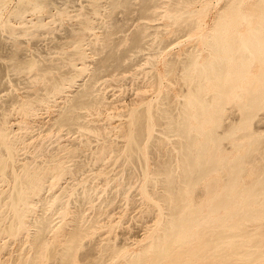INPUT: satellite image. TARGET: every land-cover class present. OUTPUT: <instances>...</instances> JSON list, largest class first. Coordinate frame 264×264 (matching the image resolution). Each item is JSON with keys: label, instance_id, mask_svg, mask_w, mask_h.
I'll list each match as a JSON object with an SVG mask.
<instances>
[{"label": "bare ground", "instance_id": "bare-ground-1", "mask_svg": "<svg viewBox=\"0 0 264 264\" xmlns=\"http://www.w3.org/2000/svg\"><path fill=\"white\" fill-rule=\"evenodd\" d=\"M8 1H10V0H8ZM19 1H20L19 3L21 5H23V7L26 5L25 3H27L28 5L31 4V3H32V5L33 4H38L39 5V4L45 2V0H19ZM89 1H91V0H89ZM177 1L181 2L182 4H184V2H186L187 0H177ZM50 2L54 3L55 1L51 0ZM103 2H104V0H103ZM109 2H110V5H111V9L112 8H116L119 5H122L124 7L129 8L130 5H131V0H110ZM256 2H257V5L260 6V4H259L260 1L259 0L258 1L255 0V3ZM49 3H48V0H47V3L45 4V6L47 4H49ZM53 3H52V5L55 6L56 4H53ZM105 3L106 2H104V4ZM155 3H156L155 0H141L140 1V8H139L140 12L143 13V14L152 15V12H151L150 9ZM263 3L264 2H262V5H264ZM233 4H235V3H233ZM233 4H232V7H233L232 9H234V7L237 8L235 5L233 6ZM5 5L7 6V0H0V11L4 7L6 8ZM205 5H207V4H205ZM229 5H231V3H229ZM229 5H227V6H229ZM238 5L240 6V4H238ZM39 6L41 7V5H39ZM45 6H44V8H46ZM48 6H49L48 9L51 10L50 9V8H52V7H50L51 3ZM102 6H104V5H102ZM225 6L226 5L224 4L222 9L225 8ZM239 6H238V8H239ZM258 6H257V8H258ZM261 6L259 7L260 8L259 9L260 12L258 11L259 13H257V11H256L257 8H256V6H254V9L256 8L255 10L253 9L255 11V15L258 14V16L254 17V18H251L252 16L251 17L249 16L251 12L248 15V13L244 12V9H243V12L246 13V14L241 12V14H236L234 17L231 16L230 18H228V15H227L226 18H228V19H225V17H221L220 18V16L223 15L222 13H221L222 15L219 14L220 16L217 15V17L220 18L221 20L219 19L220 20L219 21L218 18H217L216 19L217 21L215 23V25L217 24L216 25L217 27L214 25L215 28L213 26L212 27L214 29L211 28V32L213 30H216L215 32H217V33H213V34H216V36H214L212 34L213 36L210 37L211 35H210V32H209L207 39H209V37H210V40H207L208 42H206L207 45H208V49H209L208 53L210 52V55H211L210 59L207 60V58L209 56H207V57L204 56L205 57V61L202 60L203 62H199L198 61L199 57L197 56L198 53L196 54V51H191V49H190V51L188 50L189 52H186L187 54H185L186 56L184 55L185 56L184 58L183 57H179V56H178V60H175V58L173 59V57L171 58V60L173 59V61H171L172 66L169 69V72L166 71L168 65L166 67L164 65L163 68L165 69L164 71H166L165 74H167V73L170 74L172 71H175L176 69L180 68V70L178 69L179 70V74L181 72L180 78L183 77L181 80L185 79L186 80L185 83H187V85H189V88L187 86L188 89H187V91L185 93L183 91H185L186 88H185V90H183L184 88H183V86H181L180 87L182 89V91H181V89H179L178 86H177V89L180 92L177 91V93H175V94H177L176 96H178V94L183 92V94L181 93L182 97H184L183 96L184 94H185V97H186L185 100H184V98L182 99L183 100L182 102L180 100V98H182V97H179L178 100H180L179 102H181L180 104L178 103L179 105L175 104L176 102L175 103L173 102L174 98H172L171 95H170L172 93V91L171 90H167V91L164 90L165 93L162 91V93H164V94H163V96H162V98L160 100V104L158 103L159 105H158V107H156V109H154V108L152 109V107H151L152 106L151 103L153 102V100L150 101L151 103L148 102V103H150V105L147 104V106L140 105L142 107H138L139 104L136 105V106H129V107H131V109L129 108L130 112L128 111L129 113H127V111L125 110L126 111L125 113L128 114V118L126 117L127 118L126 120L124 119V121L122 123L117 125V127H121L120 129L119 128L116 129L117 128V127H115L116 124H113L112 123L113 121L111 122V120H110V123H112L114 128L112 127V125H110V127H112L113 130L116 129L117 131L119 130L118 132H120V133L117 132L116 136L119 137L118 134H120V135L123 136V139L125 138L124 140L123 139L120 140V141L123 140V144L121 142H119V141H116V142H119L120 144H122L121 151H120L122 156L127 157V159H132V160H135V161L138 160L139 161L138 163L140 164L142 162L140 157L145 155V151H144L145 148H146V150H148L147 148L153 147L154 149H156V153H158V155L156 157L155 164H154L155 168L153 167L154 170L151 169L154 161L150 158L153 161V163H152V165H150L151 167L149 166V169H151L153 171V172L151 171V173H153V175L151 176L150 175L151 173H149V175H148V172H146V170L148 171L147 165L144 166V167H147V169L143 171L144 168L141 167V164H140L141 169L143 168L142 172H140V173L144 172L143 174L146 177L144 178V180H145L144 183H143V181L142 182L139 181L137 183H140V182L143 183V185L142 184L140 185V187L142 186L141 187L142 188L141 191H143L141 193L148 194L150 196V197H147L148 201L153 199V202L155 201V203H153V204L156 205V206L155 205L154 206L157 207V209H160L161 212L162 211H166V209H167V211L164 213L167 216V218L165 217V220H164L163 214H161L163 218H161L160 217L161 215L159 214L160 218L156 216L158 218V220H156L157 218L153 214V216L156 218L155 220L157 221V225H155L153 227H157V230L154 228L156 231H155V233H152V235L150 236V239H149L150 242H148L149 240H147L148 243H146L145 241H146L147 238H149V236L148 237L146 236L147 238L145 240H143L146 244L143 242L145 244L143 246V244L141 243V245H142L141 247L142 248H139L141 250H139V251L137 250V252L134 249H133V251L132 250L131 251L130 250L127 251V249L123 250L122 246L123 245L125 246L126 245L125 243L123 245H120L121 246L120 247V246H118L119 243H117L116 240H113V242H112L111 241L112 239L109 236L106 235V233L109 230H113L116 226L115 227L112 226V228L114 227L113 229L108 228V231H106L107 230L106 229L105 230L106 233L103 230V233L106 235L105 237L106 238L109 237V238L105 239L104 236H103L104 234H103L102 236H103V239H105V241L100 238L101 241H103V242H101V243L99 242L98 248H97V245L96 246H92L91 245L94 248L96 247V249H98V250H99V247H100L103 251H105V252L108 251L107 253H105V252L102 253V251H97L96 250L97 253L99 252V254L96 255L97 253L95 252L96 253L95 254L96 258L92 259V257H94L93 256L94 253L91 251L92 248H89L88 251L85 250V252H83V253L78 250V249H80L81 246L85 245L86 241H87L86 243H88V239H89L88 235H91V236L94 235V234H91V233H93V229H96V227H97V229H99L101 227V225H105V221L104 222L101 221L104 224H100V226L97 225V224H99L98 222L102 219V217H100V216H103V215H100L101 211L99 212V210H102V206L100 207L101 209L99 208V210H97L98 211L97 213H100V214H98L99 215L98 217H96V215H95V217H92V215L90 214L91 217L89 216V219H87V217H86L87 215H85L87 213V211L90 209L88 207L89 204H90V206H92L91 204H92L93 201L90 199V195L92 194L94 196V194L89 192V190L91 189V191H95L94 190L95 188L99 189L98 186L100 185V183L98 184V182H99L98 179H94V181L97 180L96 184L98 186L95 185L94 181H92V183L94 182V184H91V187H89L90 189L86 190V188L89 186L90 182L88 181L89 182L88 183L86 181L87 183L83 184V182L85 180L84 179V180H81L83 182H81V183L78 182L79 185L77 187L79 188V187H81L83 185L87 186V184H88V186L87 187L85 186V188H83L84 186L81 187L84 190H80V194L79 193L77 194L75 192L76 190L74 191L76 194H74V193L72 194L70 192L73 196L76 195V196H74V199L72 201L77 199L76 202L80 201V204H77L78 206L75 204L77 208L74 209V206H75L74 202L75 201L71 203L72 205H74L72 209H74V211L76 210L75 212H71L72 209H70V212L75 215V218H73V219L76 221L75 222L76 224L73 223L74 226H71V225H73V224H71L72 223L71 220L74 221L71 218L72 215L69 218V219H71L70 220V222H71L70 224L71 225H69V223H67V222H69V219H68V221L64 219L65 222H62V223L57 221V222L60 223V224L58 223L59 225L57 227H60V229L63 230V231L61 230L62 233L64 234L62 236V233L58 232L59 234L61 233V237H60L59 240L61 241L62 244H59L60 246L55 247L57 245H56V243H54L55 246L52 247V244H49L46 235H47L48 232H50V231L54 232L56 230V229L53 230L54 229V225H55V223H54L55 221L52 222V220H54V218L56 220H58V218L55 217L56 214H55L54 218L51 220V216L54 213L52 211L53 207H54V209L58 210V213L60 214V216H61V214H64V216H65V211L66 210H64V208H65V205L67 206L65 201H67V199H66V197H68L67 193L70 191L68 189H70L69 187H71V188L73 187L72 190L74 188H77L76 185H73V184L70 186L71 182H73L72 180H74L73 178L75 177L74 176L75 173L72 171V165L74 163H69V162H74V161H69V160H71V158H73L72 157L73 154L76 155L78 150L79 151H80V149L82 150V146L84 148L86 146V144H88L87 142H89L90 140H94L93 142L95 143V139L97 140L99 138H102L104 135L107 134V131H108V130H106L107 123H104V125H106V126L102 125V128L106 127L103 130V131L106 132V134L104 133L103 136H101L99 138L96 137L95 139H90V138H92L91 136H93L94 134L95 135L98 134L96 132L94 133L93 131L92 132L94 134H92L90 132L92 129L91 130L88 129L89 131L88 130L84 131V129L87 128V127H84L87 124L86 123L87 120L83 121L82 118L84 117L83 113H86V112L85 111L82 112V110L80 111V109L81 108H91V107L94 108L93 106L95 105V103L97 105V103L102 102V99L99 96H97V95L94 98L91 97V94H92L91 82L93 84L94 80L96 81L97 79H104L102 77H106V79H107L108 78L107 76H110V75H111L110 79H111V81H113L112 80V76H113V78H115L117 76V74H120V73H121L120 74L121 76L116 77V79H114V80H117V78L120 80L123 77V75H122V74H124L123 71L130 64H131L130 66L132 67V62H133V61L131 62V60L127 62L125 60V58L130 56V53H129L130 51L138 50V49H140L142 47L144 39H145V36L149 32V31L147 32V30H146V28L148 27L147 22L142 23L141 27L138 30H136L134 32L132 31L133 33L130 32V34L132 33L131 36H129L130 39H131V42L129 44L130 46H128L127 48L125 47L123 50H121V49L118 50L117 48L115 49L114 46H112V47L110 46V47H107L108 49L106 48V51L104 50V52L102 54H100V56L98 55V58L96 57V59H95L96 60L95 61V68L93 70H91L92 71V76H91V80L89 79V81H90L89 83L85 82V83H81V86L78 85V87H80V88L74 89V91L75 90L76 91L73 92V94H72V92L69 91L70 88H69V90H66V91H69L72 94L70 100H68V98H67L68 102L64 103L63 106L60 109H58L59 112L53 118L54 120L51 119V117L54 116L53 115V116L50 117V119L48 118V120H46V121L50 122L51 120H53L51 122V125L50 124L47 125V129H48V126L50 125L52 127L53 126L57 127L60 131L64 130L65 133L63 132V134L64 135L66 134V136H68L70 140H69V142H67L68 141L67 137L66 138L64 137L63 140L67 139V141H66L67 143L66 142L62 143L63 142L62 141L61 144H59V146H58L57 150L55 151V153L52 150V152L54 154L51 155L52 152L51 153L49 152L50 153L49 155H51V156H48V154L46 155L44 153L45 150H44V152L42 151L41 148H43V147L41 145L40 146L41 153L43 152L44 156L50 157L49 159L46 158V162L44 161V159L43 160L41 159L42 162L40 160L39 162H41V163L40 164H36L37 162L35 160H37V158L34 156L35 155V149L37 148L38 144L40 145V144H42L44 142V139L48 136V133L50 132V129H52V127H51V128L48 129L49 130L48 131L46 128H44V129L42 128L43 125H44L43 121L45 119H43V121H41V124H43V125L40 126L41 128H39V129L40 130L41 129L44 130L45 133H47V131H48L47 135H45L46 137L44 138L43 135H42L43 138L41 137L40 139H43V140H40L42 142L40 143V141H39V143H38L37 140L39 138L37 139V136H36L35 138L37 140L35 139V141L37 142L36 143L37 146L35 145L36 148H33L34 150H32L34 152V155L32 154L33 153L32 151H31V153L28 151L29 152V156H30V154H32L34 156V159L36 158L34 160L36 163H34L32 161L33 160V156L30 157V159L32 158V160L28 159L30 162L26 158V159H23V160H27V161L21 160L22 163H19V161H20L19 159L22 158V157L20 156L21 154L18 155L17 153H20V152H18V150L20 149L19 147L24 149L23 148L24 147V142H26V141H21V139L26 134V131L27 132L29 130L32 131L33 126H32V123H28V126H30V125L32 126V128L30 129L29 127H27V124H25L22 121L24 123V125L26 126V128H28V130L26 129V131H24L25 134L24 135L22 134L21 135L22 137H19L17 135V133L20 130H22V128H18L20 130H16L17 131V133H16L13 130L14 129L13 125H15V124L12 125L13 122L9 121V123L12 126H8L7 122H8L9 119L7 120L5 118V116H4L2 121L0 120V260H1L0 264L1 263L2 264H110V263H112L115 260H117L118 264H162L163 260L166 259L167 257H171L173 259V264H190V262L192 260L205 261V263L209 262L211 260L212 264H229V263H232V262H240V263L244 262V264H258V263H261V260L264 259V237L262 236V234H264V230H263L264 229V221L262 220L264 218V130L263 131L253 130V128H251L250 125L255 120H257V121L260 120L259 113L262 114L261 112H259V110L264 105V97H263L264 96L263 95L264 94V67L262 69L258 68V69H260V72L259 73L256 72L258 74H256L257 76L255 75L256 76L255 79H253L254 77L253 78H249L248 77L251 80L248 84L244 80V84H247L246 87L244 86V88L241 89L242 84L240 86V82H242L243 78H246V73H251L249 71V66L251 65V62L254 60L253 58L255 56H258L259 57L258 58L259 61L260 60L262 61V59L264 60V58H262V57H264L263 56L264 52L262 51L264 49L263 48L261 49V44L264 42V6L262 8H261ZM22 8H21V12L20 11L16 12V15H17L18 12L22 13V15H23L24 11H25V13L28 11V8H26V6H25V8L27 10H22ZM92 8H95V7H92ZM97 8H99V6ZM16 9H18V8H16ZM31 9H32V7H31ZM38 9H39V7H38ZM42 9H43V7H42ZM64 9H66V8H64ZM64 9L61 8L60 10L62 12H64L63 11ZM205 9H206V7H205ZM18 10H20V9H18ZM60 10H58V11H60ZM191 11H193V10H191ZM191 11L189 9H187V8L185 9V8L174 7V8H171L169 13H168V16H169L168 18H170V20L171 19H174V20L179 19L178 18L179 13H182L181 15L183 16V19L181 21L179 20L178 22H176L177 23V29H175L180 34L184 33V32H187V31H189L191 29H194L196 27H199V22L192 16ZM220 11H219V13H220ZM39 12H40V10H39ZM234 12H236V10H233V11L231 10L232 14H235ZM237 12L240 13L239 11H237ZM14 13H15V10H14V12L12 14L10 13L11 16ZM25 13H24V15H25ZM225 14H226V12H225ZM16 15L14 14L13 16L17 17ZM181 15H180V17H181ZM252 15H254V14H252ZM8 17H7V19H8ZM5 18H3L4 21L7 20ZM84 18H85V16H84ZM112 19H110V20H112ZM98 20H100V19H98ZM226 20H227V22L230 23L229 25L233 26V30L232 31L229 30V32L231 31L230 34L227 32V30H226L227 28L223 29V27H227ZM22 21H24V20H22ZM242 21H245V24L247 22L248 25H249L248 29H247V27L245 29V30L248 31L247 36L243 35L244 32L242 34L239 33L241 31L238 32L237 28L239 27V25L242 24L241 23ZM25 22L27 23V21H25ZM83 22L86 23V25H84V27H79L80 24L77 25L79 27V29L81 28V30H82V28H83L81 33L78 32V34H80V36H78V34H77V37H78L77 41L78 40L81 41L83 39V37H84L83 34L85 35L86 33L89 32V31L87 32V30L93 29L94 24H95L96 21L94 22L93 19L87 18ZM218 22H219V24H218ZM4 23L5 22H3V24ZM176 23L174 21V23H172V24L174 25ZM98 24H99V22H98ZM26 25H25V27H28L29 24L27 26ZM74 25H76V24H74ZM74 25H73V27H74ZM15 26L16 25H14V27ZM18 26H21V25H18ZM81 26H83V23H81ZM106 26H108V24H106ZM126 26H128V25H126ZM155 26H157V25H155ZM11 27H12V24H11ZM38 27H41V25H39ZM48 27H50V26L48 25ZM78 27L75 26V28H77V29H78ZM42 28H45V27H42ZM53 28H50V30H53ZM96 28H98V27L96 26ZM45 29H44V31H45ZM67 29H69V28H67ZM71 29L72 28H70L69 30H71ZM39 30H40V28H39ZM47 30H49V28ZM121 30H123V29H121ZM175 30H174V32H175ZM19 31L21 32L22 30H19ZM31 31L32 30H30V32ZM53 31H55V30H53ZM68 31L66 30L67 33H68ZM150 31H152V30H150ZM70 32L71 31H69L68 34H70ZM202 32L203 31H201L200 36L203 35ZM227 33H228V35H227ZM156 34H158V33H156ZM12 35L16 38V40H17V37L18 38L20 37L18 35H14V34H12ZM71 35H70V37L67 36V35H64V37H66L67 39L69 37V41H70L71 40L70 39ZM86 35L88 36V34H86ZM173 35H174V33H173ZM72 36H74V35H72ZM159 37H160V34H159L158 38ZM205 37H203V38L200 37V39L202 38L203 41L205 42ZM4 38H5V36H4ZM66 38H64V41H65ZM74 38H76V36H74ZM74 38L72 40H75ZM197 38H199V37L197 36ZM11 39H13V38H11ZM95 39L97 40V38H94V40ZM161 39H162V41H164V38L161 37ZM174 39H175V37H174ZM202 39H201V42H203ZM3 40L0 39V42H3ZM58 40L55 42V44L58 43V45H59L60 43L62 44V42L64 43V41L60 40L58 42ZM19 41H16L17 43L15 42L16 43L15 47L17 46L18 49H19V47H21V44H20ZM22 41L23 40H21V42ZM100 41L102 42V40H100ZM159 41H160V38H159ZM159 41H157V44H158ZM199 41L200 40H198V44H199ZM159 43L160 44H164V43H161V42H159ZM55 44H54V46H55ZM61 44H60V46H61ZM75 44L77 45V43H75ZM83 44L82 43L78 44V46L74 50H72L71 53H75L76 57H73V58L72 57H68V55L69 54L71 55V53L64 51V53L65 52L69 53V54L66 55L67 57H65L64 60L66 59V62L68 63V66H70V70L72 71L70 73L71 75L70 74H68V75L67 74L66 75L65 74H60L59 76H49L48 75L46 77V80H47V84L46 85H47V87L45 88V89H47L48 93H52L53 94V93H56V92H59V91L63 90V88L65 86H67V84H70V83L75 81V77L80 75L78 73H81L85 69H87L88 65L87 66L85 65L86 64L85 60L87 58V55L89 54V53L86 54V52L89 49L86 51V47L87 46L84 47ZM201 44H200V46L199 45L198 46L202 47ZM111 45H113V44H111ZM159 45H158V47H159ZM198 46H197V48H198ZM1 47H2V45L0 46V48ZM15 47H14V49H15ZM23 47H26V46L23 45ZM117 47H118V45H117ZM192 47H194V46H192ZM33 48H32V51H33V54H35L34 51L36 50V48H35V50ZM52 48H53V46H52ZM186 48H188V46ZM206 48H205V50H206ZM148 49H150V48H148ZM148 49H145V50H148ZM152 49L153 48H151V51H154ZM29 50L30 49H28L27 53L29 52ZM41 50H43V49H41ZM64 50H66V49L64 48ZM184 50H187V49H184ZM38 51H40V50L38 49ZM141 51L142 50H140V52ZM148 51H150V50H148ZM155 51H157V49H155ZM17 52H15V54ZM261 52H263V53H261ZM19 53H21V52H19ZM27 53H26V55H27ZM38 53L39 52H37L35 55L37 56ZM59 53L60 52H58L57 54H59ZM137 53L131 54V55H133V57L136 58L134 55H136ZM148 53H150V52H148ZM30 54H31V51H30ZM30 54L28 53V55H30ZM57 54H56V56H57ZM65 54H64V56H65ZM151 54H150V56H151ZM26 55H25V57H26ZM23 56H21V58ZM58 56H60V55H58ZM61 56H63V55H61ZM25 57H23L22 59H20V57H19V58H17V61L14 58V60H15L14 62L15 63L12 61V65L16 66V67H22V68H32L34 66L35 62H36L35 59L37 57H39V56H37L35 59L33 57H27V58H25ZM89 57H91V55ZM133 57L131 56V59ZM139 57H142V56L139 55ZM260 57H261V59H260ZM2 58L0 59L1 62H2ZM155 58H156V56H155ZM179 58H183V59L179 60ZM87 59H89V58H87ZM4 60H6V59H3V61ZM11 60H13V58H11L10 61ZM37 60H39V59H37ZM47 60H48V58H47ZM58 60H61V59H57L55 62H57ZM91 60H92V58H91ZM143 60H145V59H143ZM50 61H51L50 63L54 62V60H51V59H50ZM134 61H138V60L134 59ZM129 62H131V63L128 65ZM138 62L140 63L141 61H138ZM5 64H7V63H5ZM9 64H10V62H9ZM9 64L6 65L7 69L5 68L6 69L5 71H7V73H8V69L15 68V67L9 68ZM41 64H42V62H41ZM140 64H142V63H140ZM145 64L147 65V62ZM150 64H152V62ZM2 65L3 64L1 63V66ZM40 65H37V66H40ZM142 65H144V63ZM137 66L139 67L140 65H137ZM44 67L45 66H43V67L40 66L38 68V69H40L39 71L36 69L38 74L43 69H44V71L46 70ZM65 67H64V69H66ZM138 67H137V69L140 68L139 69V71H140V70H144V68L146 66H143V69H141L142 66L139 67V68ZM258 67H260V66H258ZM128 68H127V70L130 73L132 71V68H131L130 71H129ZM3 70H4V68H3ZM127 70H125L126 71L125 74L128 76ZM31 71H28V73L26 72L27 75L33 73V71L32 72ZM139 71L137 70V73ZM247 71H249V72H247ZM133 72H136V69ZM133 72H132V75L134 76L135 74H133ZM154 72H156V71H154ZM154 72H153V74H154ZM1 73H3V72H1ZM62 73H63V71H62ZM174 73L175 72H173V74ZM177 73H176V75H177ZM17 74H20V77H21V73H16V75ZM53 74H55V73H53ZM83 74L84 73H82L81 75H83ZM89 74H91V73L89 72ZM125 74H124V76H125ZM252 74H253V72H252ZM1 75H0V78H2ZM7 75H8V78H10L9 73ZM22 75H23V72H22ZM27 75L25 74L21 78H23V77H25ZM114 75H116V76L114 77ZM129 75H131V74H129ZM158 75L160 76V73ZM13 76H14V74H13ZM84 76H86V75H84ZM131 76H129V78ZM152 76H154V75H152ZM168 76L172 78L174 75L173 76L172 75L171 76L168 75ZM253 76H254V74H253ZM3 77H6V74H5V76L3 75ZM124 78H128V77H123L120 81H122V82H123V80L125 81L126 79H124ZM155 78H157L156 75H155ZM155 78L152 77L151 81H153V82L157 81L159 84L162 83L161 81L159 82V80H161V78L158 77L159 79L157 78L158 80L154 81ZM176 78H179V77H176ZM106 79H105V81H106ZM5 80L7 81L9 79L6 78ZM107 80L110 81L109 78ZM205 80H208V84L210 83V81L212 82L211 84L213 85V89H212V92L209 91L210 93L207 90L208 87H206V86L208 84L207 85L205 84V82H207ZM43 81L44 80H42V81L40 80V83L43 82ZM80 81L83 82V79L82 80L80 79ZM1 82H3V81H1ZM12 82H13V80H12ZM117 82H119V81L117 80ZM125 82L127 83V81H125ZM125 82H123V83H125ZM179 82H180V80H179ZM179 82H178V84H180ZM40 83H38V84H40ZM112 83L110 82V84H112ZM170 83H172V82H170ZM182 83H184V81H182ZM185 83L181 84V85H185L186 86ZM115 85H117V83ZM155 85H158V84H155ZM167 86L168 85L166 84V87ZM74 87H75V85H74ZM74 87H71V88L73 89ZM156 87H158V86H156ZM209 87H212V86H209ZM160 88L161 87H159V89ZM45 89L43 90L44 93L46 91ZM168 91H171V93H169ZM29 92H30V90H29ZM61 92L64 93L63 91H61ZM61 92H59L57 96L60 97L59 94ZM99 92L97 94H99ZM160 92H161V90H160ZM173 92H175V91H173ZM30 93L29 94L27 93V95H28V97L32 98V96H29V95L32 94V93L31 94ZM65 93H67V92H65ZM16 94H18V93H16ZM94 94H96V93H94ZM101 94H102V92H101ZM34 95H35V93H34ZM44 95L45 94H43V96ZM142 95H140V96H142ZM154 95H155V92H154ZM161 95H159V96H161ZM232 95H233V97L236 96L237 98L239 97L241 99V100L238 99V100L241 101L240 103L238 102V103L234 104L235 106L238 105V107L241 109L240 110L241 114L238 113V114H240V115H238L237 112L234 113L235 112L234 110L231 112L230 108H229V111L231 112V115H229V116L231 117L232 113H233V114L236 115V117H237V115L240 116L239 117L240 120L236 121V122H235V120H234V122H231V120L229 122L228 121L226 122L225 121V118L227 116L226 108L229 107V106H226V103L228 101V98H230V96H232ZM143 96H145V100H146V95H143ZM176 96H174L175 99H176ZM36 97H38V96H36ZM61 97H63V99H64V96H61ZM158 97H156V99ZM11 98H10V100H11ZM20 98H21V96H20ZM22 98H23V101H24L25 95ZM30 98H28L26 103L29 101ZM42 98L43 97L38 98V103L41 102L44 99V98L43 99ZM147 98H149V97H147ZM14 99H15V97H14ZM34 99L37 100V98H34ZM34 99H33V101H34ZM135 99H139V98L135 97ZM143 99H144V97H141L138 100V102L141 101V100L144 101ZM153 99H154V102H155L156 99L155 98H153ZM159 99L156 100V102H155L156 104H157ZM106 100H107V98H106ZM149 100H151V99H149ZM232 100H233V98H232ZM30 101H31V99H30ZM51 101H53V100H51ZM107 101H106V103H107ZM6 102H9V99ZM29 102H28V104H29ZM48 102H49V100H48ZM235 102H237V101H235ZM108 103L111 104V102H108ZM142 103H140V104H142ZM155 103H153V105ZM37 104H36V101H35V104H32V106L36 105V107L33 108L34 111L36 110L35 108H37L39 106V105L37 106ZM112 104H114V103H112ZM8 105H9V103H8ZM20 105H22V104H20ZM42 105H40L38 108L44 110L43 109L44 107ZM56 105H58V104L56 103ZM56 105H54V106H56ZM99 105H100V103H99ZM99 105H97V106H99ZM228 105H229V103H228ZM232 105H233V103H232ZM28 106L31 107V104L28 105ZM109 106L112 107L111 105H109ZM121 106H122V104H121ZM123 106H125V105L123 104ZM41 107H43V108H41ZM100 107H101V105H100ZM110 107H107V108H110ZM58 108H59V106H58ZM31 109H32V107H31ZM33 109H32V111H33ZM101 109L103 110V108H101ZM101 109L99 111L100 113H101ZM124 109H127V106ZM93 110H91V111L89 110V111L92 112ZM107 110H109V109H107ZM235 110H236V107H235ZM23 111L24 112L26 111L27 113L26 112L25 113L27 115L30 112L29 108L26 109V107H25V110L23 109ZM86 111H88V110H86ZM95 111H97V110H95ZM119 111H121V113H122V108H121V110L119 109ZM53 112H55V111L53 110ZM56 112H57V110H56ZM107 112H105V113H107ZM116 112H118V110ZM2 113H5V112H2ZM11 113L13 114V111ZM14 113H15V110H14ZM32 113H34V112H32ZM26 114H25V116H26ZM30 114L31 113H29L28 116H32L33 115V114L30 115ZM107 114H109V113H107ZM119 114H118V117H120ZM126 114H124V115H126ZM16 115H18V114H16ZM46 115H47V113H46ZM92 115H93V113H92ZM100 115L101 114H99V116ZM111 115H108L106 117V119L109 116H111ZM114 115H112L110 118L112 119L114 117ZM13 116L15 117V114ZM44 116H45V114H44ZM94 116H96V115L94 114ZM16 117H18V116H16ZM16 117L14 119L17 120ZM85 117H86V114H85ZM99 118H98V120H99ZM231 118L235 119V117H231ZM231 118H227V120L231 119ZM263 118H264V116H263ZM120 119H123V118H119V121H120ZM10 120H12V119L10 118ZM21 120H22V117H21ZM32 120L33 119H31V121ZM36 120H38V119H36ZM98 120L96 119L95 121L97 122ZM100 121H102V119ZM102 123H103V121H102ZM116 123H119V122H116ZM155 123L159 124L161 126V127H159L160 129H158L160 133L154 131V129L157 130V125H155L156 127L153 128ZM260 123H261V121H260ZM16 124H18V123H16ZM96 124H94V125H96ZM21 125H22V123H21ZM261 125L262 124H260V128L262 127ZM16 126L17 125H15V127ZM18 126H20V124H18ZM25 126L22 125L23 128ZM99 126H96V128H97L96 130H99L98 129ZM83 127H84V129H83ZM34 128H35V125H34ZM92 128H94V127L92 126ZM258 128H259V126L256 127L255 129H258ZM39 129L37 128L34 131L37 132V130H38V132H39L40 131ZM58 129L55 128V130H57L59 132ZM107 129H110L109 126H108ZM23 130H25V128ZM96 130H94V131H96ZM261 130H262V128H261ZM30 131H29V133H30ZM34 131H32V132H34ZM99 131H97V132H99ZM111 131H112V129H111ZM32 132L30 133L31 135H32ZM41 132L39 134L40 136H41ZM56 132L53 133V134L51 132L50 133L52 135H54V134H56ZM58 132H57V134H58ZM88 132H89V134H88ZM100 133H103V132L100 131ZM108 133L113 134L112 138H114V134L116 133V131L114 130V132L112 131V133L109 131ZM57 134L55 136H57ZM90 134H92V135L90 136ZM31 135H28V136L26 135L27 138H26V136L23 137V138L28 139V137L31 136ZM34 135L35 134H33V136ZM59 135H61V134L59 133ZM100 135H102V134H100ZM33 136H31V137H33ZM109 136L110 135H108V137ZM31 137H29V138L31 140H33V142H34V137H33V139ZM52 137L54 138V140L56 139L54 136H52ZM52 137H50V138H52ZM60 137L62 138V136H60ZM60 137H58V138H60ZM108 137L106 136V137H103L102 139H104V138L105 139H110L111 138V137L110 138H108ZM50 138L48 136L49 140H50ZM115 138L117 139V137H115ZM102 139H100V140H102ZM225 139L226 140L228 139L227 142L230 141L231 144H233V146L236 147V149L237 148L239 149L240 147H242L244 149L243 154L239 155V153L237 151V154L235 153L237 156L234 157V155H232L233 156L232 158L227 156V154L229 152L227 154L226 153L224 154V152H226L227 150H229V151L231 150V149L225 150L226 147H224V146H226V145L228 146V143H226L224 141ZM54 140L51 139V142H53ZM56 140H62V139H56ZM56 140L54 141L55 143L59 142V141H56ZM100 140H99V144H101V142H102ZM113 140L114 139H111L110 143H112ZM20 141L23 142V143L20 144V146L18 147V145H19L18 143H21ZM27 141L30 142L29 139ZM104 141H103L102 144L105 143ZM31 142H30V144L33 143V142L32 143ZM48 142H50V141H48ZM224 142H225V144H224ZM45 143H46V141H45ZM55 143H52V144H55ZM68 143H70L71 145L69 144V146H68ZM96 143H95V145L98 146V147L96 146L98 148V151L96 150L97 148L95 150H92L93 148H95L94 147L95 145L94 146L91 145V147L93 146L92 149H91V152L93 151V153H94V152L97 151V153L94 154L95 156L97 154L96 158H100V157H104L105 158L106 157L105 155L108 154L107 153L108 150L106 152L105 149L108 147L107 146L108 144H109V146L112 145V144L107 143V145L106 144L105 145H100V147H99V145L96 144ZM30 144L27 143V145H30ZM33 144L31 145V147L34 146ZM49 144L50 143H47V145H49ZM89 144H91V143H89ZM21 145H23V146H21ZM27 145L25 144V146H27ZM43 146H44V144H43ZM45 147H44V149L47 150V148L50 147V146H48L47 148H45ZM52 149H54V145H53ZM84 149L87 152V149L86 148H84ZM89 149L90 148H88V150ZM233 149H235V148H233ZM36 150H39V148L36 149ZM111 150H109V151H111ZM153 150H151V151H153ZM24 152L25 151L23 150L21 153L24 154ZM26 152H25L24 155L23 154L22 155L25 156ZM46 152L48 153V151H46ZM83 152H84V150H83ZM91 152H89L88 155H86V156L88 157ZM143 152H144V154H143ZM147 152H149V150ZM174 152L179 153V155H180L178 164L174 163V161H176V160H173ZM38 154H39V159H40V156H42V158H45V157H43L42 154L40 155L39 152H38ZM147 154L148 153H146V155ZM229 154H231V153H229ZM92 155L93 154H90L91 159H92ZM108 155H110V154H108ZM119 155L118 156L115 155V156L118 159H120L119 157L121 155L120 156ZM149 155H151V154H149ZM176 155H178V154H176ZM176 155L174 156V158L178 157V156L176 157ZM255 155H257L259 157V159H258L257 163H255V161H254L255 166H254L253 169H251L252 171L254 170L253 171L254 176L252 177V179L249 182H247V183L243 182L242 183L241 182V177H243V175L247 172V169H248L247 163H251L254 160L253 157ZM17 156H19V157H17ZM145 156H143V157H145ZM76 157H79V155L76 156ZM81 157L82 156L80 154V158ZM87 157H84V159L85 158L87 159ZM104 158H102V159L100 158L101 160L100 159H94V160H99V162H98V164H99V163L103 162ZM146 158H148V156H146L145 159ZM84 159H82L83 163L81 161V162H79L77 164L78 168H83L84 164H85V166L88 167V163H90V162L88 161V163L86 165V162H85ZM111 159H113V157ZM115 159H114L113 162H115ZM151 160H150V164H151ZM154 160H155V158H154ZM31 161L33 162L34 165L32 164ZM100 161H102V162H100ZM144 161H146V160H144ZM28 162H29V164H32V165L29 166ZM104 162H105V160H104ZM117 162H118V160H117ZM125 162L126 161H124L123 167L125 165ZM147 162H148V160L146 161V164H147ZM93 163H94L93 165H95V161H93ZM131 163H133V162H131ZM115 164H118V163H115ZM134 164H133V166H134ZM112 165L114 166V163ZM19 166L21 167L22 172H18ZM102 166H104V165H102ZM251 167H253V166L250 165V168ZM76 168L75 167L73 168V169H75L74 171L77 170ZM117 168L118 167L116 166V169ZM100 169H99L100 172L104 171V170L101 171ZM132 169L133 168L131 167V172H132ZM80 170L82 171V169H80ZM89 170H91V169H89ZM107 170H108V172H110L109 166H108ZM217 170H220V171L222 170V172H223V174L221 172V175H223V177H222V180H223L222 182L223 183H222V186L220 188L218 187L219 180H220L219 177H210L209 178V175L212 174L213 172L217 171ZM79 171H76V172L79 173ZM96 171H98V170L96 169ZM113 171H114V169H113ZM112 172H111V174H112ZM72 173H74V174L72 175ZM93 173H99V172H92L91 174H93ZM103 173H104V175H106L105 172H103ZM103 173L98 174V176L100 175V177H101V175ZM120 173H122V170H121ZM138 173H139V171H138ZM140 173L138 174V176L140 175ZM70 174L72 175L73 178L70 177V178H72V180L69 178L71 182H69V181L67 182V183H70V184L68 185V184L65 183L67 186H66V188H63L64 183H63V185L61 183H62L63 179L67 178L66 176L70 175ZM83 174L81 173V175H83ZM91 174L89 176H92ZM116 174L114 173V175H116L118 177L120 176V175H118L119 173H116ZM123 174H124V172H123ZM143 174H141V175H143ZM78 175H80V174H78ZM135 175L137 176V174H135ZM94 176H96V175L94 174ZM131 177H133V176H131ZM137 178L140 180L139 177H137ZM77 179H79V178H77ZM89 179L93 180L91 178H89ZM122 179H123V176H122ZM112 180H114V178ZM132 180H134V182L138 181L137 179L135 181V178L131 179V181ZM242 180H244V179H242ZM100 181H102V180H100ZM116 181L117 180H115V183H114L115 185H116ZM74 182H75V180H74ZM152 182L153 183L154 182L155 183L158 182L161 185V190H159L158 187H157V189L159 191H156L154 189V185L152 186L153 187L152 189H154V190L147 189V185L149 183H151V185H152ZM202 182H204L203 188H201L202 189V194L204 192V199L203 200H201V199L199 200V198L197 196L199 195V197H200V192L198 191V193H197V190H199V189H197V187H198L199 184L201 185ZM78 183H76V184H78ZM137 183H136V185H138ZM80 184H81V186H80ZM121 184L122 183L120 182L119 183V187L121 186V188H122L123 184L122 185ZM132 184H133V182H132ZM46 185L49 186L50 188H52L51 190L57 189L58 186L59 187L62 186L61 188L64 189V191H65L64 194H66V195L58 194V193H57L58 195H51V196H50V194L48 196H46V194H48V193H46L44 195H41V192L44 191V188H45ZM105 185H106V187L108 186L107 184H105ZM105 185H104L103 188H105ZM160 185H159V187H160ZM92 186L95 187V188L92 189ZM100 186H102V184ZM131 186L132 185H130V188H131ZM155 186H158V184H155ZM109 187H111V186L109 185ZM138 187H137V189H139ZM81 188H79V189H81ZM42 189H43V191H42ZM48 189H47V192L49 191ZM63 189H62V191H63ZM66 189H67L68 192H66ZM100 189L97 190V193L100 192ZM120 190L121 189H119V191ZM129 190H131V189H129ZM129 190H126V191H128V193H129ZM50 191H49V193H51V192L53 193V191H51V192ZM56 191L59 192V189H57ZM135 191H136V189H135ZM102 192H103V190H102ZM112 192H110V193L112 194ZM60 193H62V192H60ZM98 194L100 195L101 192L98 193ZM98 194H96L97 195V199H98ZM126 194L127 193H125V195ZM102 195L103 194H101V196ZM151 195H152V197H151ZM71 196H70L69 200L72 198ZM77 196H78V198L80 197L79 201H78ZM116 196H119V195L117 194ZM125 197H127V195ZM35 198H39V200L41 202L40 203H36V201H39V200L38 199L35 200ZM64 198H65V200H64ZM119 198L120 197H118V199ZM147 198H145V199H147ZM103 199L104 198L102 197V200ZM126 199L128 200V199H131V198H130V196H128V198H126ZM69 200H68V202H69ZM106 200H107V198H106ZM106 200H104V201L106 202ZM111 200H113V199H111ZM45 201H48V202L50 201L52 206H49V207H50V209L52 208L51 211L53 213L51 211H48V212H51L52 215L51 214L49 215V213L47 211L46 212L43 211L44 209L47 208L46 206L48 205V202L46 203L47 204L46 205ZM87 201H90L91 203L88 202L89 204L88 203L86 204L87 207L85 206L86 208H83L84 207L83 204L86 203ZM109 201H108V204L111 205L112 202H109ZM115 201H116V199H115ZM115 201H114V203H115ZM123 201H124V199H123ZM129 201H127V202H129ZM160 201H161V203H160ZM94 202H100L99 204L101 205V201H97L95 199ZM116 202H118V201H116ZM119 202H122V200L121 201L119 200ZM41 203H42V205H40V206L43 207V208L41 209V207H40L39 210H41L42 213L40 212V213L37 214L36 212L38 210L36 209L37 211L36 210L34 211L33 209L37 208L39 206L37 204H41ZM148 203L150 204V202H147V204ZM106 204H107V202H106ZM147 204H146V208L149 206V205L147 206ZM102 205H103V203H102ZM121 205L123 207V205H125V204L123 203ZM161 205H163L162 209H165V210H161ZM93 206H95V205H93ZM106 206H108V205H105V207ZM49 207H48V209H49ZM67 207H66V209H67ZM95 207L93 208L94 211H95ZM120 207H118V208H120ZM87 208H89V209L87 211H85ZM118 208H116V209H118ZM157 209L156 210L154 209V210L157 212ZM57 210L55 211L56 213H57ZM91 210L92 209H90V211ZM90 211H88V213ZM115 211L116 210H114L112 214L116 213ZM119 212H120V210H119ZM119 212H117V214ZM140 212L143 213L144 211L143 212L140 211ZM90 213H93V210ZM106 213H108V212H106ZM158 213H159V210H158ZM59 214H58V216H59ZM102 214H104V213L102 212ZM109 215L111 216L110 213H109ZM114 215H116V214H114ZM60 216H59V218H60ZM62 216H61V218H62ZM106 217L108 218V220L110 219V217H108V215ZM106 217H105V219H106ZM148 217L150 219V215ZM67 218H68V216H67ZM112 218L110 219L111 221H112ZM115 219H116V217H115ZM115 219H113V221L118 220V223H119L120 220L119 219L115 220ZM151 221H153V220H151ZM107 222H109V221H107ZM107 222H106L107 225L108 224L110 226L113 225V224H110V223H107ZM150 222H147V224H150L151 227H152L153 224H156V223H154L155 221H153V223L151 222L152 224ZM52 223H54V225ZM111 223L115 224V222H111ZM143 223H144V221H143ZM251 223L254 225L253 228L249 227V225ZM145 226L147 228L148 225H145ZM102 227L105 228L106 225L102 226ZM143 227H144V224H143ZM148 228H149V226H148ZM57 230H58V228H57ZM147 230L148 229H145V231H146V232L144 231L145 234L147 233ZM261 230H263V232ZM100 232L101 231H99L98 233L100 234ZM148 232H149V230H148ZM150 232H154V231L152 230ZM88 233H90V234H88ZM53 234H57V233L54 232ZM86 235H87L88 239L85 240V242H84V239L86 238ZM95 235L97 236L98 234H95ZM95 235H94V237L91 238V240H94ZM136 235L134 236L135 238H136ZM146 235H148V234H146ZM100 236H101V234H100ZM141 236H143V235H141ZM26 237H28V239L29 238L31 239V240L29 239L30 240L29 242H31L32 244H29V245H30V247L32 245L31 248L33 249L32 250L33 252H30V250L24 249L25 252H23V254L26 253V251L30 252V253H28V256H27V253H26V255L24 254L23 256H25V257H21V260H22V258H24L25 261L22 260L23 263H19V261L17 260L16 256L14 258V255L16 254L15 253L16 250H15L14 246H15L16 240H18V239L21 240V241L20 240H18V241H20V243L22 245V242L23 243L25 242L23 240H25ZM54 237H56V236H54ZM62 237H64L63 242H62ZM122 237L125 238V236H122ZM134 237H132V238H134ZM137 237H139V236H137ZM96 238L98 240V237H96ZM124 238L122 239V241L124 240ZM135 238H134V240H135ZM48 239H50V238H48ZM109 239H111V240H109ZM139 239H140V237H139ZM94 241H95V243L97 242L96 239ZM114 241L118 245L115 244ZM126 242H127V240H126ZM95 243H92V244H95ZM16 245H18V243ZM127 245H129L128 242H127ZM134 246H135V244H134ZM30 247H28V248H30ZM88 247H90V246L88 245ZM16 248H17V246H16ZM21 248L23 249V247H21ZM21 248H17V252H18V249L22 250ZM86 248H87V246L83 247V250L86 249ZM77 250L81 253V256L78 257L79 258L78 261H73V257H74V255H75ZM81 251H82V248H81ZM91 252L93 253L92 257H90L91 254H92ZM100 252L102 254H100ZM20 253H21V251H20ZM149 254H151V256H149L150 260L147 261V258H149L148 257ZM18 255L22 256V254L21 255L18 254ZM42 256H47L46 257L47 261L45 260V262H42L41 261V257ZM168 264H169V262H168ZM203 264H204V262H203Z\"/></svg>", "mask_w": 264, "mask_h": 264}, {"label": "rangeland", "instance_id": "rangeland-1", "mask_svg": "<svg viewBox=\"0 0 264 264\" xmlns=\"http://www.w3.org/2000/svg\"><path fill=\"white\" fill-rule=\"evenodd\" d=\"M12 1V2H11ZM18 1V2H17ZM51 1V0H50ZM49 0H48V3L50 2ZM53 1H55L54 3L53 2H50L51 3V6L50 7H52V8H50L51 10H49L48 8H49V4H47L46 6H45V4L47 3V0H45V2L44 3H41V4H39V5H41V7L38 5V4H33L32 5V3L31 4H27V3H25L26 5V8H28V11L25 13V11H24V13H25V15H24V13H23V15H22V13H17V15H16V12L17 11H20L21 12V8L23 7V5H21L19 2V0H10V1H8L7 0V6H6V8L4 7L1 11H0V39H4L3 40V42H0V46L2 45V47L0 48V59L2 58V62L0 61V73L1 72H3V73H1L0 75L2 76V78H0V82L1 81H3V82H1L0 83V106L2 107H0V120L2 121V119L4 118V116H5V118L8 120V122H7V125L8 126H12L13 124H15V125H17L18 126V124H20V126H16L15 127V125H13L14 127V131L17 133V131L16 130H20V129H18V128H22V130H20L18 133H17V135L19 136V137H22L21 135L23 134H25V132L24 131H26V129L28 130V128H26V126L24 125V123L25 124H27V127H29L30 129L32 128V126H33V128H32V131H34V130H36L37 128L39 129V128H41L40 126H42L43 124V129L44 128H46L47 129V125L48 124H50L51 125V122L54 120L53 118L58 114V112H59V110L58 109H60L62 106H63V104L64 103H67L68 102V100H70V98H71V96H72V94H73V92H75L74 91V89H78V88H80V87H78V85L79 86H81V83H85V82H87V83H89L90 81H89V79L91 80V76H92V71L91 70H93L94 68H95V59H96V57L98 58V55L100 56V54H102L103 52H104V50L106 51V48L107 47H112V46H114V48L116 49H118V50H123L125 47L127 48L128 46H130L129 44H130V42H131V39H130V37L129 36H131V34L134 32V31H136V30H138L140 27H141V24L142 23H144V22H147V24H148V27L146 28V30H147V34H146V36H145V39H144V42H143V45H142V47L140 48V49H138V50H132V51H130L129 53H130V56H128V57H126L125 58V60L128 62V61H130L131 60V62H132V67L130 66L131 64V62H129L128 63V67H126V69L125 70H127V68L129 69V71L131 70V68H132V71L129 73L128 72V70H127V73H128V76L125 74L126 73V71L124 72L123 71V73L125 74V76H124V74H122L123 75V77H128V78H124V79H126L125 81H127V83L123 80V82H125V83H123L122 81H120L118 78H117V80L119 81V82H117V80H114V79H116V77H119V76H121L120 74H117V76L116 75H114V77L115 78H113V76H112V80L113 81H111V79H110V77H111V75L110 76H107L108 78H109V80L110 81H108L107 79H106V77H102V78H104V79H97L96 81L94 80L93 81V84H92V82H91V87H92V94H91V97L92 98H94V97H96V95L97 96H99L101 99H102V102H99L100 103V105H101V107H100V105H99V103H97V105H99V106H97L96 105V103H95V105L93 106L94 108H81L80 109V111L82 110V112H86V113H83L84 114V117H85V114H86V117L84 118H82V120L84 121H86V125L84 126V127H87V128H85L84 129V127H83V129H84V131H86V130H91L90 132L92 133V134H94L95 132L96 133H100V131H102L103 133H100V134H102V135H93V136H91L92 134H90V136L92 137V138H90V139H95L96 137L97 138H99V137H101V136H103V134L105 133L106 134V132L105 131H103L106 127L108 128V126H109V128L110 129H107L106 128V130H108L107 131V134L108 135H110L109 137H108V135L106 134V135H104L103 137H108V138H110V139H102V138H99V139H95V143L96 144H98L99 145V147H100V145H107V143H110L111 142V139H114L113 141H112V143H110V144H112V145H110L109 146V144L106 146L107 148L105 149V151L107 152V150H108V154H110V155H108L107 153V155H105L106 157L104 158V157H100L101 159L102 158H104V160H105V162H104V160H103V162L102 161H100V162H102V163H99L98 164V162H99V160H94V159H100V158H96V156H97V154H96V156L94 155L95 153H97V151H98V146L97 145H95V143L93 142L94 140H90L89 142H87L88 144H86V146L84 147V148H86L87 149V152L85 151V149L83 148V146H82V150L80 149V151L78 152L77 151V153H76V155H74L73 154V158H71V160H69V161H74V162H69V163H74L73 165H72V171L75 173V177L73 178L72 177V175L74 174V173H72V175L70 174V175H67L66 177L68 178H64L63 179V181H62V185H63V183H64V185H63V188H66V184H70V183H67L68 181L69 182H71L70 181V179L72 180V178L75 180V182H74V180H72L73 182H71V184H70V186L73 184V185H76V187L79 185V183L78 182H83V181H81V180H84V182H83V184H86L88 181L90 182H88L89 183V186H88V184H87V186L86 185H83V186H81V184H80V186L81 187H83V188H85V186L87 187L86 188V190L88 189H90L89 187H91V184H94V182H95V185H97L96 183H97V180L96 181H94V179H98V184L100 183V185L102 184V186H98L99 187V189H100V192H101V194H103L102 196H101V194L99 195L98 193H100V192H98L97 193V190H99L98 188L96 189L95 187H93L92 186V189H94L95 191H91V189L89 190V192H91V193H93L94 194V196L92 197L91 195H90V199L93 201H91L90 199V201L92 202V206H90V204L89 203H91L90 201H87L86 203H84L83 205H84V207L83 208H86L87 207V203L89 204V208L90 209H92L93 210V213H90V212H92V210L90 211V209L89 208H87L85 211H87L88 209V211H90L89 213H88V211H87V213L85 214V215H87L86 217H87V219H89V216L91 217V215H92V217H95V215H96V217H98L99 215L98 214H100V213H97L98 211L97 210H99V208L102 206V210H99V212L101 211V214L100 215H103V216H100V217H102V219L98 222L99 224H97V225H99L100 226V224H104V223H102V222H104L105 221V225H106V227L105 228H103L102 226H105V225H101V227L99 228V229H97V227H96V229L98 230H96V229H93V233H91V234H98L97 236L95 235V238H94V240L96 239V243H95V241L94 240H91V238L92 237H94V235H88V234H90V233H88L87 235H88V237H89V239H88V237H87V235H86V238L84 239V242H85V240H87L88 239V243H86L85 242V245H83V246H81L80 247V249H78L80 252H85V250H87L88 251V249L89 248H92L91 249V251L94 253V255H93V253L91 254V256L90 257H92V255L94 256V257H92V259L94 258H96V255H98L99 254V252L97 253V251H102V253L103 252H105V251H103L100 247H99V250L98 249H96V247L94 248V247H92V246H96L97 245V248H98V246H99V242L101 243V242H103V241H101V239L102 240H104L105 241V239H108L109 237L112 239H109V240H111L112 242H113V240H116V242L117 243H119V245L115 242V244H117L118 246H120V245H123L124 243L126 244L124 247L122 246V249L124 250H126L127 249V251H133V249L137 252V250L139 251V250H141V249H139V248H142L141 246V243L143 244V246L146 244V243H148V242H150V236L152 235V233H155V231L157 230V227H153V226H155V225H157V221L156 220H158V218L157 217H159L161 214H163V217H164V220H165V217L167 218V216L164 214L166 211H167V209H166V211H160V209H157V207H155L156 205L155 204H153V203H155V201L153 202V199H149L150 201H148V198L147 197H150L148 194H143V193H141V192H143V191H141L142 190V186L140 187V185L142 184L143 185V183L145 182V180H144V178L146 177L143 173H140V172H142V169H143V171L144 170H146L147 169V167H148V171L146 170V172H148V175H149V173H151V169H153L154 170V164H155V161H156V157H157V155H158V153H156V149H154L153 147H150V148H147L148 150H149V152H147L148 150H146V148H145V155H146V153H148L146 156H148V158H146L145 159V155H143V156H145V157H143V156H141L140 157V159L142 160V162L140 163L141 164V167H143L142 169H141V167H140V164L138 163L139 161L138 160H132V159H127V157H124V156H122L121 155V153H120V151H121V147H122V144H123V140L125 139H123V136L122 135H120V134H118L119 135V137L118 136H116L117 135V132L119 131H117L116 129H120L121 127H117V125H119L120 123H122L123 121H124V119L126 120L127 118H128V114H126L125 112L127 111V113H129L130 112V109H131V107H129V106H136V105H138V107H142V106H140V105H145V106H147V104L148 105H150V101H152L153 100V102L151 103L152 104V109L154 108V109H156V107H158V105L160 104V100H161V98H162V96H163V94L165 93L164 92V90L165 91H167V90H171L172 91V93H171V91H168L169 93H171L170 95H171V97L172 98H174V100H173V102L175 103V104H180L183 100V98H184V100L186 99V97H185V94L183 95L184 97H182V94H183V92L185 93L186 91H187V89L189 88V85H187V83H185V79H183V80H181L183 77H181L180 78V74H181V72H180V74H179V70H180V68H178V69H176L175 71H172L170 74H165L166 73V71L167 72H169V69L171 68V66H172V63H171V61H173V59L175 58V60H178V56L179 57H185L186 55L185 54H187L186 52H189L190 51V49H191V51H196V54H197V56L199 57L198 58V61L199 62H203V61H205V57H207V56H209L208 58H207V60L208 59H210L211 57V55H210V52L208 53V51H209V49H208V45H207V43L206 42H208L207 40H210V37H212L213 35L214 36H216V34H213V33H217V32H215L216 30H213L212 32H211V28L212 29H214L215 28V26L217 25H215V23H216V19L218 18L217 17V15H222V16H220V18L221 17H225V19H228V18H230L231 16H235L236 14H241V12H243V9H244V12H246V13H248V15H249V13L251 12L252 14H254V15H252L251 13H250V17L251 18H254V17H257L258 16V14L257 15H255V9L257 8V2L255 3V0H187L186 2H184V4H182L181 2H179V1H177V0H155L156 1V3L151 7V12H152V15H148V14H143V13H141L140 12V10H139V8H140V1L141 0H131V5H130V7L129 8H127V7H124V6H122V5H119V6H117L116 8H112L111 9V5H110V0H104V2H106L105 4H104V2H103V0L101 1V0H91V1H89V0H53ZM89 1V2H88ZM171 1V2H170ZM190 1V2H189ZM254 3H253V2ZM258 1V0H257ZM260 1V6L262 5V2H264V0H259ZM262 1V2H261ZM11 2V3H10ZM91 2V3H90ZM94 2V3H93ZM102 4V5H104V6H102L100 3ZM109 2V3H108ZM252 4H250V3ZM22 3V2H21ZM52 3L53 4H56L55 6H53L52 5ZM87 3V4H86ZM108 3V4H107ZM192 3V4H191ZM229 3H231V5H229ZM233 3H235V4H233ZM44 4V5H43ZM205 4H207V5H205ZM224 4L227 6V5H229V6H225V8H223L222 9V7L224 6ZM232 4H233V6L235 5L237 8H235L234 7V9H232L233 7H232ZM238 4H240V6H239V8H238V6L237 5ZM256 4V5H255ZM264 4V3H263ZM28 5V6H27ZM37 5V6H36ZM43 5V6H42ZM107 5V6H106ZM15 6V7H14ZM25 6L22 8V10H27L26 8H25ZM35 6V7H34ZM44 6L46 7V8H44ZM91 6V7H90ZM99 6V8H97ZM206 7V9H205V7ZM254 6H256V8L254 9ZM260 6H258V10L256 9V11H257V13H259L260 12ZM264 5H262L261 6V8L263 7ZM20 7V8H19ZM31 7H32V9H31ZM38 7H39V9H38ZM42 7H43V9H42ZM59 9H58V8ZM92 7H95V8H92ZM174 7H179V8H187V9H189L190 11L191 10H193V11H191V14H192V16L199 22V27H196V28H194V29H191V30H189V31H187V32H184V33H179L177 30H175V29H177V23L176 22H178L179 20L181 21L182 19H183V16L181 15L182 13H179V16H178V18L179 19H177V20H174V19H171L170 20V18H168L169 16H168V13H169V11H170V9L171 8H174ZM230 7V8H229ZM242 9H241V8ZM16 8H18V9H20V10H18V9H16ZM25 8V9H24ZM64 9V8H66V9H64L63 11L64 12H62L60 9ZM89 8V9H88ZM92 8V9H91ZM98 10H97V9ZM107 8V9H106ZM191 8V9H190ZM96 9V10H95ZM240 9V10H239ZM249 9V10H248ZM254 9V10H253ZM12 10V11H11ZM14 10H15V15L17 16V17H14L13 15L11 16V14L14 12ZM30 10V11H29ZM36 10V11H35ZM39 10H40V12H39ZM58 10H60V11H58ZM66 10V11H65ZM94 10V11H93ZM110 10V11H109ZM182 10V9H181ZM221 10V11H220ZM223 10V11H222ZM231 10L233 11V10H236V12H234L235 14H232L231 13ZM247 10V11H246ZM100 11V12H99ZM219 11H220V13H219ZM237 11H239L240 13H238ZM259 11V12H258ZM61 14H60V13ZM166 12V13H165ZM225 12H226V14H225ZM243 12V13H244ZM4 15H2V14ZM11 13V14H10ZM222 13V14H221ZM229 13V14H228ZM246 13H244V14H246ZM23 16H21V15ZM97 14V15H96ZM134 14V15H133ZM167 14V15H166ZM11 17H10V16ZM19 15V16H18ZM107 15V16H106ZM113 15V16H112ZM180 15H181V17H180ZM228 15V18H226V16ZM2 16V17H1ZM10 18H9V17ZM84 16H85V18L87 19V18H91V19H93L94 20V22H95V24H94V27H93V29H89V30H87V32L88 33H86V34H88V36L85 34H83V39L80 41V40H78L77 41V34H78V32L79 33H81V31L83 30V28H82V30H81V28L79 29V27H84V25H86V23L85 22H83V21H85L86 19L84 18ZM110 16V17H109ZM160 16V17H159ZM164 16V17H163ZM167 16V17H166ZM6 17V18H5ZM7 17H8V19H7ZM22 17V18H21ZM94 17V18H93ZM107 17V18H106ZM157 17V18H156ZM163 17V18H162ZM3 18H5V19H7L6 21H4L3 20ZM113 18V19H112ZM145 18V19H144ZM220 18H218V20L220 19ZM34 19V20H33ZM50 19V20H49ZM96 19V20H95ZM98 19H100V20H98ZM110 19H112V20H110ZM116 21H115V20ZM143 19V20H142ZM154 19V20H153ZM22 20H24V21H22ZM44 20V21H43ZM80 20V21H79ZM83 20V21H82ZM102 20V21H101ZM109 20V21H108ZM124 20V21H123ZM221 20V19H220ZM219 20V21H220ZM25 21H27V23L25 22ZM107 21V22H106ZM121 21V22H120ZM141 21V22H140ZM174 21H175V23L176 24H172V23H174ZM202 21V22H201ZM3 22H5L4 24H3ZM29 22V23H28ZM98 22H99V24H98ZM116 22V23H115ZM120 22V23H119ZM159 22V23H158ZM226 22H227V20H226ZM12 24V27H11V24ZM50 23V24H49ZM81 23H83V26H81ZM85 23V24H84ZM110 23V24H109ZM205 23V24H204ZM242 23V24H241ZM240 24L241 25H239V27L237 28L238 29V32L239 31H241V32H239V33H243V35L244 36H247V34H248V31L247 30H245L246 29V27H247V29H248V23L246 22V24H245V21H242ZM7 26H6V25ZM16 25L15 27H14V25ZM28 25V27H25V25ZM74 24H76V25H74ZM80 24V26L78 27L77 25H79ZM106 24H108V26H106ZM119 24V25H118ZM163 24V25H162ZM218 24H219V22H218ZM230 23L229 22H227V27H223V29H226L227 30V32L230 34V32L233 30V26H231V25H229ZM18 25H21V26H18ZM26 25V26H27ZM39 25H41V27H38ZM48 25L50 26V27H48ZM53 25V26H52ZM63 25V26H62ZM73 25H74V27H73ZM99 25V26H98ZM105 25V26H104ZM126 25H128V26H126ZM155 25H157V26H155ZM215 25V26H214ZM23 26V27H22ZM75 26L76 27H78V29L77 28H75ZM96 26L98 27V28H96ZM117 26V27H116ZM154 26V27H153ZM214 28H213V27ZM19 29V30H22L21 32L17 29V28ZM38 27V28H37ZM42 27H45V28H42ZM54 27V28H53ZM56 27V28H55ZM59 27V28H58ZM115 27V28H114ZM217 27V26H216ZM39 28H40V30H39ZM49 28V30H50V28H53V30H55V31H53V30H47ZM67 28H72L71 30H69V29H67ZM75 28V29H74ZM132 28V29H131ZM135 28V29H134ZM32 30L31 32H30V30ZM43 29V30H42ZM44 29H45V31H44ZM121 29H123V30H121ZM24 30V31H23ZM66 30L68 31H71L70 32V34H68L69 33V31H68V33L66 32ZM111 30V31H110ZM131 30V31H130ZM150 30H152V31H150ZM155 30V31H154ZM174 30H175V32H174ZM229 30H231L230 32H229ZM7 31V32H6ZM26 31V32H25ZM44 31V32H43ZM53 31V32H52ZM113 31V32H112ZM133 31V32H132ZM201 31H203L202 33H203V35H201L200 36V34H201ZM205 31V32H204ZM34 32V33H33ZM130 32H132L131 34H130ZM163 32V33H162ZM178 32V33H177ZM210 32V37H209V39H207V37H208V33ZM11 35H10V34ZM29 33V34H28ZM33 33V34H32ZM59 33V34H58ZM91 33V34H90ZM156 33H158V34H156ZM173 33H174V35H173ZM199 33V34H198ZM228 33H227V35H228ZM3 34V35H2ZM5 34V35H4ZM12 34H14V35H18V36H20L19 38L17 37V40H16V38L12 35ZM38 34V35H37ZM74 35V36H76V38H74V36H72V35ZM113 34V35H112ZM159 34H160V41H159V38H158V36H159ZM213 34V35H212ZM240 34V35H241ZM64 35H67V36H69L70 37V35H71V40L74 38L75 40H70L69 41V37H68V39L66 38V37H64ZM120 35V36H119ZM122 35V36H121ZM151 35V36H150ZM177 35V36H176ZM4 36H5V38H4ZM45 36V37H44ZM78 36H80V34H78ZM91 38H90V37ZM179 36V37H178ZM189 36V37H188ZM192 36V37H191ZM197 36L199 37V38H197ZM206 36V37H205ZM10 37V38H9ZM35 37V38H34ZM37 37V38H36ZM161 37L162 38H164V41H162V39H161ZM174 37H175V39H174ZM200 37H205V42L203 41V39H202V41L203 42H201V39H200ZM11 38H13V39H11ZM64 38H66L65 39V41H64ZM94 38H97V40L95 39L94 40ZM186 38V39H185ZM20 41H19V40ZM33 39V40H32ZM59 39V40H58ZM87 39V40H86ZM123 39V40H122ZM196 39V40H195ZM14 40V41H13ZM19 41L20 42V44H21V47L23 48H21V47H19V49L17 48V46L15 47V45H16V41ZM21 40H23L22 42H21ZM58 40V42L60 41V40H62V41H64V43L62 42V44H61V46H60V44L58 45V43L57 44H55V42ZM100 40H102V42L100 41ZM198 40H200L199 41V44H198ZM51 41V42H50ZM68 41V42H67ZM157 41H159V42H161V43H164V44H160L159 42H158V44H157ZM13 44H12V43ZM16 42V43H15ZM31 42V43H30ZM45 42V43H44ZM89 44H88V43ZM94 42V43H93ZM98 42V43H97ZM115 42V43H114ZM154 42V43H153ZM170 42V43H169ZM196 42V43H195ZM202 44H201V43ZM50 43V44H49ZM52 43V44H51ZM75 43H77V45L75 44ZM80 43H84L83 44V46L84 47H86V54H88L87 55V58H89V59H87L86 58V60H85V62H86V66H87V69H85L83 72H81V73H78V74H80V75H78V76H76L75 77V81L74 82H72V83H70V84H67V86H65L64 88H63V90H61V91H63L64 93H62L61 91H59V92H61L59 95H60V97L59 96H57L58 95V93L59 92H56V93H48L47 92V89H45L46 87H47V80H46V77L49 75V76H59L60 74H70L72 71L70 70V66H68V63L66 62V59L64 60V58L65 57H67L66 55L67 54H69V53H71L72 52V50H74L77 46H78V44H80ZM113 44V45H111V44ZM153 43V44H152ZM19 44V45H20ZM25 45L26 47H23V45ZM34 44V45H33ZM54 44H55V46H54ZM161 46H160V45ZM192 44V45H191ZM194 44V45H193ZM196 44V45H195ZM200 44H201V46L202 47H199L200 46ZM205 44V45H204ZM57 45V46H56ZM90 45V46H89ZM116 45V46H115ZM117 45H118V47H117ZM151 45V46H150ZM158 45H159V47H158ZM167 45V46H166ZM191 45V46H190ZM199 45V46H198ZM15 47V49H14V47ZM50 46V47H49ZM52 46H53V48H52ZM150 46V47H149ZM157 46V47H156ZM188 46V48H186ZM192 46H194V47H192ZM197 46H198V48H197ZM34 47V48H33ZM55 47V48H54ZM121 47V48H120ZM192 47V48H191ZM207 47V48H206ZM17 48V49H16ZM27 48V49H26ZM32 48L35 50V48H36V50L34 51V53L36 54L37 52H39L38 54H37V56H39V57H37L35 54H33V51H32ZM58 48V49H57ZM64 48L66 49V50H64ZM73 48V49H72ZM91 48V49H90ZM148 48H150V49H148ZM151 48H153L152 50H154V51H151ZM197 48V49H196ZM202 48V49H201ZM205 48H206V50H205ZM264 49V42L261 44V49ZM28 49H30L29 50V54H30V51H31V54L30 55H28V53H27V51H28ZM38 49L40 50V51H38ZM41 49H43V50H41ZM61 51H60V50ZM70 49V50H69ZM108 49V48H107ZM145 49H148V50H150V51H148V50H145ZM155 49H157V51H155ZM184 49H187V50H184ZM195 49V50H194ZM15 50V51H14ZM59 50V51H58ZM94 50V51H93ZM140 50H142L141 52H140ZM160 50V51H159ZM189 50V51H188ZM201 50V51H200ZM18 51V52H17ZM57 51V52H56ZM64 51H66V52H69V53H64ZM146 51V52H145ZM199 51V52H198ZM263 52H264V50H262ZM14 52V53H13ZM15 52H17L16 54H15ZM19 52H21V53H19ZM58 52H60L59 54H57ZM62 52V53H61ZM74 52V51H73ZM139 54H138V53ZM148 52H150V53H148ZM155 52V53H154ZM159 52V53H158ZM263 52H261V53H263ZM26 53H27V55H26ZM135 53H137L136 55H134L136 58H134L133 57V55H131V54H135ZM152 53V54H151ZM184 53V54H183ZM11 54V55H10ZM13 54V55H12ZM26 55V57H25V55ZM56 54H57V56H56ZM64 54H65V56H64ZM149 54V55H148ZM150 54H151V56H150ZM207 54V55H206ZM24 55V56H23ZM54 55V56H53ZM58 55H60V56H58ZM61 55H63V56H61ZM70 55V54H69ZM68 55V57H76V55H75V53H71V55L69 56ZM91 55V57H89ZM139 55L140 56H142V57H139ZM185 55V56H184ZM21 56H23V57H25V58H27V57H33L35 60H36V62H35V64H34V68L32 67V68H22V67H16V66H13L12 65V61L14 62L15 60L17 61V58H19L20 57V59H22L21 58ZM131 56L133 57L132 59H131ZM138 56V57H137ZM155 56H156V58H155ZM175 56V57H174ZM205 56V57H204ZM263 56H264V54H263ZM59 57V58H58ZM146 57V58H145ZM153 57V58H152ZM173 57V59L171 60V58ZM11 58H13V60H11L10 61V59ZM14 58H15V60H14ZM47 58H48V60H47ZM51 60H54V62L53 63H50L51 61H50V59ZM63 58V59H62ZM91 58H92V60H91ZM139 58V59H138ZM141 58V59H140ZM183 58H179V60H181V59H183ZM258 56H255L253 59V61L251 62V65L249 66V71L251 72V73H246V78H243V80H242V82H240V86H241V84H242V86H241V89L242 88H244V86L246 87L247 86V84L251 81L249 78H253V79H255L256 78V74H258L259 72H260V69H262L263 67H264V60L262 59V61L260 60H258ZM262 58H264V57H262ZM3 59H6V60H4L3 61ZM37 59H39V60H37ZM57 59H61V60H58L57 62H55ZM94 59V60H93ZM134 59L136 60H138V61H141L140 63H144V65H142V64H140L138 61H134ZM143 59H145V60H143ZM260 59H261V57H260ZM46 60V61H45ZM88 60V61H87ZM143 60V61H142ZM155 60V61H154ZM203 60V61H202ZM258 60V61H257ZM6 61V62H5ZM147 62V65L145 64L146 62ZM4 62V63H3ZM9 62H10V64H9ZM41 62H42V64H41ZM79 62V61H78ZM88 62V63H87ZM135 62V63H134ZM137 62V63H136ZM152 62V64H150ZM168 62V63H167ZM1 63L3 64L2 66H1ZM5 63H7V64H9V68H12V67H15V68H12V69H8V73H9V76H10V78H8V73H7V71H5L6 69H7V67H6V65L7 64H5ZM15 63V62H14ZM134 63V64H133ZM260 63V64H259ZM41 64V65H40ZM48 64V65H47ZM94 64V65H93ZM136 64V65H135ZM37 65H40L41 67H43V66H45L44 68L46 69L45 71H44V69L38 74V72H37V70L39 71L40 69H38L40 66H37ZM135 65V66H134ZM137 65H140L139 67H141V69H143V66H146L145 68H144V70H140L139 71V67L137 66ZM164 65H165V67L168 65V67H167V69H166V71H164L165 69L163 68L164 67ZM4 66V67H3ZM11 66V67H10ZM66 66V67H65ZM91 66V67H90ZM258 66H260V67H258ZM52 67V68H51ZM64 67L67 69H64ZM131 67V68H130ZM137 67L139 68V69H137ZM3 68H4V70H3ZM6 68V69H5ZM92 68V69H91ZM258 68H260V69H258ZM18 69V70H17ZM37 69V70H36ZM48 69V70H47ZM56 71H55V70ZM89 69V70H88ZM136 69V72H133L134 70ZM3 70V71H2ZM33 71V73H31V74H28L27 75V73H28V71ZM88 70V71H87ZM137 70L139 71L138 73H137ZM152 70V71H151ZM178 70V71H177ZM259 70V71H258ZM16 71V72H15ZM23 72V75H22V72ZM31 71V72H32ZM62 71H63V73H62ZM144 71V72H143ZM154 71H156V72H154ZM178 73H177V72ZM249 71H247V72H249ZM15 72V73H14ZM27 72V73H26ZM35 72V73H34ZM55 73V74H53V73ZM58 72V73H57ZM60 72V73H59ZM89 72L91 73V74H89ZM132 72H133V74H135L134 76L132 75ZM153 72H154V74H153ZM173 72H175L174 74H173ZM252 72H253V74H254V76H253V74H252ZM256 72H258V73H256ZM16 73H21V77L22 76H24L25 74L27 75V76H25V77H23V78H21L20 77V74H17L16 75ZM25 73V74H24ZM30 73V72H29ZM82 73H84L83 75H81ZM86 73V74H85ZM137 73V74H136ZM150 73V74H149ZM160 73V76L158 75ZM176 73H177V75H176ZM5 74H6V77H3V75L5 76ZM12 74V75H11ZM13 74H14V76H13ZM51 74V75H50ZM129 74H131V75H129ZM19 75V76H18ZM71 75V74H70ZM84 75H86V76H84ZM152 75H154V76H152ZM155 75H156V77L158 78H161V80H159V82L161 81L162 83L161 84H159L156 80H158L157 78H155ZM158 75V76H157ZM168 75H174L172 78L171 77H169ZM256 75V76H255ZM129 76H131L130 78H129ZM19 77V78H18ZM44 77V78H43ZM83 77V78H82ZM85 77V78H84ZM136 77V78H135ZM152 77L153 78H155V80L154 81H156V82H153V81H151V79H152ZM169 77V78H168ZM176 77H179V78H176ZM249 77V78H248ZM9 79V80H5V79ZM82 80L83 79V82L82 81H80V79ZM167 78V79H166ZM16 79V80H15ZM105 79H106V81H105ZM128 79V80H127ZM12 80H13V82H12ZM40 80L42 81V80H44L43 82H41L40 83ZM79 80V81H78ZM88 80V81H87ZM168 80V81H167ZM179 80H180V82H179ZM244 80H245V82H247V84H244ZM5 81V82H4ZM78 81V82H77ZM108 81V82H107ZM182 81H184V83L186 84V86L185 85H181V84H184V83H182ZM205 81H207V82H205V84L207 85L208 84V80H205ZM76 82V83H75ZM80 82V83H79ZM95 82V83H94ZM110 82L112 83V84H110ZM169 82V83H168ZM170 82H172V83H170ZM175 82V83H174ZM178 82L180 83V84H178ZM38 83H40V84H38ZM79 83V84H78ZM117 83V85H115ZM120 83V84H119ZM124 85H123V84ZM177 83V84H176ZM212 82L210 81V83L206 86V87H208V92L210 91V92H212V89H213V85L211 84ZM155 84H158V85H155ZM166 84L168 85L167 87H166ZM172 84V85H171ZM46 85V86H45ZM74 85H75V87H74ZM120 85V86H119ZM149 85V86H148ZM180 85V86H179ZM36 86V87H35ZM42 86V87H41ZM45 86V87H44ZM96 86V87H95ZM156 86H158V87H156ZM177 86H178V88L179 89H181L180 87L181 86H183V90H185V88H186V90L185 91H183V92H181L180 94H178V96H176L177 94H175V93H177V91L178 92H180L178 89H177ZM185 86V87H184ZM187 86H188V88H187ZM209 86H212V87H209ZM44 87V88H43ZM71 87H74L73 89L71 88ZM159 87H161L160 89H159ZM163 87V88H162ZM169 87V88H168ZM69 88H70V90H69ZM97 88V89H96ZM130 88V89H129ZM155 88V89H154ZM240 88V87H239ZM46 90L45 91V93H44V91L43 90ZM65 89V90H64ZM94 89V90H93ZM29 90H30V92L33 94H31L30 92H29ZM66 90H69L70 92H72V94L69 92V91H66ZM160 90H161V92H160ZM240 90V89H239ZM40 91V92H39ZM97 91V92H96ZM100 91V92H99ZM159 91V92H158ZM162 91L164 92V93H162ZM173 91H175V92H173ZM181 91H182V89H181ZM39 92V93H38ZM47 92V93H46ZM65 92H67V93H65ZM96 93V94H94V93ZM99 92V94H97ZM101 92H102V94H101ZM152 92V93H151ZM154 92H155V95H154ZM158 92V93H157ZM209 92V93H210ZM16 93H18V94H16ZM27 93L29 94H31V95H29V96H32V98H30V97H28V95H27ZM34 93H35V95H34ZM45 94L44 96H43V94ZM10 94V95H9ZM39 94V95H38ZM56 94V95H55ZM71 94V95H70ZM146 95V100H145V96H143V95ZM151 94V95H150ZM162 94V95H161ZM14 95V96H13ZM24 95H25V99H24V101H23V98L22 97H24ZM95 95V96H94ZM101 95V96H100ZM140 95H142V96H140ZM159 95H161V96H159ZM180 95V96H179ZM264 95V94H263ZM13 96V97H12ZM20 96H21V98H20ZM34 96V97H33ZM36 96H38V97H36ZM61 96H64V99H63V97H61ZM70 96V97H69ZM108 96V97H107ZM152 96V97H151ZM159 96V97H158ZM174 96H176V99H175V97ZM13 99H12V98ZM14 97H15V99H14ZM40 97H43L42 99V103L41 102H39L38 103V98H40ZM52 97V98H51ZM58 97V98H57ZM66 97V98H65ZM135 97L136 98H141V97H144V101H139L138 102V100L139 99H135ZM147 97H149V98H147ZM151 97V98H150ZM156 97H158L157 99H159L158 100V102H157V104L155 103L156 102ZM179 97H182V98H180V100H181V102H179L180 100H178L179 99ZM264 97V96H263ZM10 98H11V100H10ZM28 98H30L31 99V101H30V99H29V104H28V102L26 103V101L28 100ZM34 98H37V100H35ZM54 98V99H53ZM67 98H68V100H67ZM106 98H107V100H106ZM153 98H155L156 100H155V102H154V99ZM231 98V99H230ZM230 98H228V101H227V103H226V106H229L228 108H226V114H227V116H226V118H225V121L227 122H229L230 120H231V122H234V120H235V122L236 121H239L240 120V116H238V115H240L241 114V109L238 107V105H234V104H236V103H240L241 101V99L238 97H236V96H234L233 97V95L232 96H230ZM232 98H233V100H232ZM7 99V100H6ZM8 99H9V102H6V101H8ZM17 99V100H16ZM33 99H34V101H33ZM149 99H151V100H149ZM238 99H240V100H238ZM40 100V99H39ZM48 100H49V102H48ZM51 100H53V101H51ZM105 100V101H104ZM111 100V101H110ZM149 100V101H148ZM34 103H33V102ZM35 101H36V104H37V106L39 105H42L43 107H41V108H43L44 110H42V109H39L38 107L37 108H35L36 110L34 111V107H36V105H34V106H32V104H35ZM106 101H107V103H106ZM138 103H137V102ZM146 101V102H145ZM178 101V102H177ZM235 101H237V102H234ZM51 102V103H50ZM54 102V103H53ZM108 102H111V104H109ZM136 102V103H135ZM143 102V103H142ZM148 102H150V103H148ZM8 103H9V105H8ZM50 103V104H49ZM53 103V104H52ZM56 103L58 104V105H56ZM106 103V104H105ZM112 103H114V104H112ZM140 103H142V104H140ZM145 103V104H144ZM153 103H155L154 105H153ZM159 103V104H158ZM228 103H229V105H228ZM232 103H233V105H232ZM20 104H22V105H20ZM31 104V107H32V109H33V111H32V109H31V107L30 106H28V105H30ZM61 104V105H60ZM120 104V105H119ZM121 104H122V106H123V104L125 105V106H121ZM133 104V105H132ZM178 104V105H179ZM231 104V105H230ZM11 105V106H10ZM25 105V106H24ZM27 105V106H26ZM54 105H56V106H54ZM104 107H103V106ZM109 105H111L112 107H110ZM157 105V106H156ZM6 106V107H5ZM54 106V107H53ZM58 106H59V108H58ZM126 106H127V109H124V108H126ZM25 107H26V109H28L29 108V110H30V112L29 113H31V114H33L32 116H28L29 115V113H28V115L23 111V109L25 110ZM28 107V108H27ZM47 107V108H46ZM101 108H103V110L101 109V113L99 112L100 111V109ZM107 107H110V108H107ZM235 107H236V110H235ZM238 107V108H237ZM97 108V109H96ZM121 108H122V113H121V111H119V109L121 110ZM130 108V109H129ZM229 108H230V111L232 112L233 110L235 111L234 113H236L237 112V114L238 113H240V114H238L237 115V117H236V115L235 114H233L232 113V116L231 117H235V119L233 118H231L229 115H231V112L229 111ZM39 109V110H38ZM85 109V110H84ZM94 109V110H93ZM105 109V110H104ZM107 109H109V110H107ZM129 109V110H128ZM232 109V110H231ZM264 105L261 107V109L259 110V112H261L262 114H260L259 113V115H260V120H255L254 122H252L251 123V125H250V127L251 128H253V130H256V131H263L264 130V118H263V116H264ZM14 110H15V113H14ZM38 110V111H37ZM53 110L55 111V112H53ZM56 110H57V112H56ZM86 110H88V111H86ZM91 110H93L92 112H90ZM95 110H97V111H95ZM118 110V112L120 113H118V112H116ZM126 110V111H125ZM239 112H238V111ZM13 111V114L11 113ZM19 113H18V112ZM34 112V113H32V112ZM38 113H37V112ZM41 113H40V112ZM43 111V112H42ZM107 112V113H109V114H107V113H105V112ZM112 111V112H111ZM129 111V112H128ZM263 111V112H262ZM2 112H5V113H2ZM22 112V113H21ZM114 112V113H113ZM124 112V113H123ZM230 112V113H229ZM2 113V114H1ZM21 113V114H20ZM38 115H37V114ZM40 113V114H39ZM46 113H47V115H46ZM54 113V114H53ZM56 113V114H55ZM92 113H93V115H92ZM112 115H114V117L111 119L110 117L112 116ZM229 113V114H228ZM5 114V115H4ZM10 114V115H9ZM15 114V117L16 116H18V117H16L17 118V120L16 119H14L15 117L13 116ZM16 114H18V115H16ZM25 114H26V116H25ZM30 114V115H31ZM44 114H45V116H44ZM91 114V115H90ZM94 114L96 115V116H94ZM99 114H101L100 116H99ZM118 114H119V116L120 117H118ZM122 114V115H121ZM124 114H126V115H124ZM8 115V116H7ZM36 117H35V116ZM54 115V116H53ZM108 115H111V116H109L107 119H106V117L108 116ZM124 115V116H123ZM234 115V116H233ZM44 116V117H43ZM51 116H53V117H51ZM122 116V117H121ZM13 117V118H12ZM21 117H22V120H21ZM30 117V118H29ZM50 117H51V119H53V120H49L50 122H48V121H46V120H48V118L50 119ZM100 117V118H99ZM117 117V118H116ZM127 117V118H126ZM262 117V118H261ZM10 118L12 119V120H10ZM47 118V119H46ZM94 118V119H93ZM98 118H99V120H98ZM119 118H123V119H120V121H119ZM227 118H231V119H228L227 120ZM237 118V119H236ZM31 119H33L32 121H31ZM36 119H38V120H36ZM43 119H45L44 121H43ZM98 120L97 122L95 121V120ZM102 119V121H103V123H102V121H100ZM14 120V121H13ZM25 120V121H24ZM94 120V121H93ZM110 120H111V122L113 123V124H116V126L115 127H117L116 129H114L115 131H116V133L114 134V138H112L113 136V134H110V133H108L109 131L112 133V131L114 132V130H113V125H112V123H110ZM9 121H11V122H13L12 123V125L9 123ZM18 121V122H17ZM24 123H23V122ZM34 121V122H33ZM40 121V122H39ZM41 121H43V124H41ZM91 121V122H90ZM100 121V122H99ZM106 121V122H105ZM260 121H261V123H260ZM27 122V123H26ZM39 122V123H38ZM48 122V123H47ZM116 122H119V123H116ZM16 123H18V124H16ZM21 123H22V125L23 126H25L24 128H25V130H23L24 128L22 127V125H21ZM28 123H32V126L30 125V126H28ZM47 123V124H46ZM93 123V124H92ZM97 123V124H96ZM100 123V124H99ZM102 123V124H101ZM104 123H107V126L106 125H104ZM110 123V124H109ZM196 123V122H195ZM91 124V125H90ZM94 124H96V125H94ZM197 124V123H196ZM254 124V125H253ZM257 124V125H256ZM260 124H262L261 126V128H262V130H261V128H260ZM34 125H35V128H34ZM46 125V126H45ZM49 125V126H50ZM88 125V126H87ZM100 125V126H99ZM102 125H104V126H106V127H104V128H102ZM110 125H112V127H110ZM155 125H157V130H155L154 129V131H156V132H158V133H160L159 132V130L158 129H160L159 127H161L159 124H154V126H153V128H155L156 126ZM256 125V126H255ZM45 126V127H44ZM48 126V129L49 128H51L52 126H50L49 127ZM92 126L94 127V128H92ZM96 126H99V130H96L97 128H96ZM253 126V127H252ZM255 126V127H254ZM259 126V128L258 129H255L256 127H258ZM16 128V129H15ZM55 128L56 129H58L57 127H55V126H53L52 127V129H50V132L53 134V133H55L57 130H55ZM101 128V129H100ZM45 129V130H46ZM47 129V130H48ZM96 130V131H94V130ZM111 129H112V131H111ZM40 130V129H39ZM55 132H54V131ZM59 130V129H58ZM88 130V131H89ZM30 131V130H29ZM29 131L27 132L26 131V134L23 136V137H25L26 135L28 136V135H31L30 133L32 132V131H30V133H29ZM42 131V132H41ZM49 131V130H48ZM48 131H47V133H48ZM53 131V132H52ZM94 133H93V132ZM97 131H99V132H97ZM21 132V133H20ZM23 132V133H22ZM37 132H38V130H37ZM36 131H34V132H32V135L31 136H33V134H35L33 137H34V142H33V140H31L29 137H31V136H29L28 137V139L30 140V142L34 145V146H32L31 147V145L32 144H30V142L29 141H27L28 139H25V138H23L22 137V139H21V141H26L27 143H29L30 145H27V143L26 142H24V149H22L21 147H19L20 146V144H22L23 142H21V143H18L19 145H18V147L20 148L19 150H18V152H20V153H17L18 155L19 154H21L20 156L22 157V158H20L19 160V163H22V161L21 160H23V159H26L27 158V160L28 159H30V157L31 156H33L34 155V152L32 151V150H34L33 148H36V146H37V142L35 141V137L37 136V141H38V143H39V141L40 140H43V139H40L41 137H42V135H43V137L45 138L46 136L45 135H47V133H45V131L44 130H40L38 133H37ZM40 132H41V136L39 135L40 134ZM48 133V136H49V138L50 137H52V136H54L56 139H62V140H56V141H59V142H54L55 140H54V138L52 137V138H50V140L48 139V136L44 139V142L42 143V144H38V146H37V148L36 149H38L39 148V150H36L35 149V157L37 158V160H35L34 159V156H33V160H32V158L30 159V160H32L34 163H36V164H40L41 162H42V160L44 159V161L46 162V158H50V157H47V156H44L43 154L45 153L46 155L48 154V156H51L52 154H54L55 153V151L57 150V148H58V146H59V144H61V142L62 143H65L66 141H67V139H68V141L67 142H69V137L68 136H66V134L64 135L63 134V132L65 133V131L63 130V131H60L59 130V132H58V134H57V132H56V134H57V136H55L56 134H54V135H52L51 133ZM62 132V133H61ZM20 133V134H19ZM29 133V134H28ZM43 133V134H42ZM59 133L61 134V135H59ZM118 133H120V132H118ZM39 136H38V135ZM63 134V135H62ZM88 134H89V132H88ZM52 135V136H51ZM59 135V136H58ZM27 136H26V138H27ZM60 136H62V138L60 137ZM33 137H31L32 139H33ZM42 137V138H43ZM58 137H60V138H58ZM66 138L67 137V139H64L63 140V138ZM115 137H117V139L115 138ZM172 137V136H171ZM170 137V138H171ZM174 137V136H173ZM47 139V140H46ZM51 139H53L54 141L53 142H51ZM100 139H102V140H100ZM119 139V140H118ZM121 139H123L122 141H120ZM172 139V138H171ZM99 140L100 141H102L101 142V144H99ZM105 140V141H104ZM110 140V141H109ZM228 140V139H227ZM227 140L225 139L224 141L226 142V143H228V146L226 145V146H224V147H226V149L225 150H227V149H231L230 151L229 150H227L226 152H224V154L226 153H231V154H227V156L228 157H233L232 155H234V157H236L237 155V151H238V153H239V155L240 154H243V151H244V149L242 148V147H240L239 149L237 148L236 149V147L235 146H233V144H231V142L229 143V142H227ZM45 141H46V143H45ZM48 141H50V142H48ZM103 141L105 142L104 144H102L103 143ZM109 141V142H108ZM116 141H119V142H121L122 144H120L119 142H116ZM42 141H40V143H41ZM66 142V143H67ZM116 142V143H115ZM225 142H224V144H225ZM47 143H50L49 145H47ZM52 143H55V144H52ZM89 143H91V144H89ZM119 143V144H118ZM25 144L27 145V146H25ZM43 144H44V146H43ZM52 144V145H51ZM69 144L70 143H68V146H69ZM230 144V145H229ZM36 145V146H35ZM42 145V147L43 148H41L42 149V151L44 152V150H45V152L43 153H41V151H40V146ZM53 145H54V149H52L53 148ZM63 145V144H62ZM71 145V144H70ZM91 145H95L94 147L95 148H93L92 149V147H91ZM115 145V146H114ZM118 145V146H117ZM21 146H23V145H21ZM46 146V147H45ZM48 146H50V147H48ZM57 146V147H56ZM97 146V147H96ZM114 146V147H113ZM27 149H26V148ZM44 147L45 148H47V150L46 149H44ZM229 147V148H228ZM56 148V149H55ZM88 148H90L89 150H88ZM97 148V149H96ZM109 148V149H108ZM154 150H153V149ZM233 148H235V149H233ZM18 149V148H17ZM31 149V150H30ZM51 149V150H50ZM91 149L92 150H97L96 152H94L93 153V151L91 152ZM112 149V150H111ZM233 149V150H232ZM21 150V151H20ZM29 151L30 153H31V151L33 152L32 154H30V156H29V152L27 153L26 152V157L25 156H23L24 154H25V152H24V154L23 153H21L22 151ZM52 150H53V152H52ZM83 150H84V152H83ZM109 150H111V151H109ZM151 150H153V151H151ZM46 151H48V153L46 152ZM114 151V152H113ZM117 153H116V152ZM38 152L40 153V155L42 154L43 155V157H45V158H42V156H40V159H39V154H38ZM51 153V155H49L50 153ZM89 152H91L90 154H93L92 155V159H91V157H90V154H89V156L87 157L86 155H88V153ZM151 152V153H150ZM83 153V154H82ZM112 153V154H111ZM121 155H119V154ZM236 153V154H235ZM23 154V155H22ZM80 154H81V158H80ZM143 154H144V152H143ZM149 154H151V155H149ZM176 154H178V155H176ZM258 154V153H257ZM79 155V157H76V156H78ZM120 156L119 158L120 159H118L116 156ZM176 155V157L178 158H174V156ZM259 155V154H258ZM28 156V157H27ZM104 156V155H103ZM115 156V157H114ZM174 156H173V160H176V161H174V163H176V164H178V162H179V157H180V155H179V153H176V152H174ZM17 157H19V156H17ZM84 157H87V159L85 158L84 159ZM94 157V158H93ZM113 157V159H111ZM75 158V159H74ZM78 158V159H77ZM116 158V159H115ZM154 161V163H153V161L151 160V159ZM154 158H155V160H154ZM42 159V160H41ZM47 159V160H48ZM68 159V158H67ZM74 159V160H73ZM82 159H84L85 160V162H86V165H87V163H88V161L91 163H88V167L87 166H85V164H84V167L83 168H78L77 167V164L79 163V162H81L82 161V163H83V160ZM100 159V160H101ZM114 159H115V162H113L114 161ZM253 161L251 162V163H247V167H248V169H247V172L243 175V177H241V182L243 183H247V182H249L251 179H252V177L254 176V173H253V171L251 170V169H253L254 168V166H255V164H254V161H255V163H257L258 162V159H259V157L257 156V155H255L254 157H253ZM27 160H23V161H27ZM36 162H35V161ZM41 160V162H39ZM87 160V161H86ZM95 161V165H93L94 163H93V161ZM117 160H118V162H117ZM121 160V161H120ZM140 160V161H141ZM144 160H148V162H147V164H146V161H144ZM150 160H151V164H150ZM178 160V161H177ZM257 160V161H256ZM29 161V160H28ZM31 161V162H32ZM43 161V162H44ZM107 161V162H106ZM124 161H126L125 162V165H124V167H123V164H124ZM133 162V163H131V162ZM30 162V161H29ZM29 162H28V164H29ZM33 162H32V164H33ZM39 162V163H38ZM97 163V164H96ZM104 163V164H103ZM114 163V166L112 165ZM115 163H118V164H115ZM127 163V164H126ZM135 163V164H134ZM137 163V164H136ZM152 163H153V165H152ZM32 164H29V166L30 165H32ZM120 164V165H119ZM133 164H134V166H133ZM143 164V165H142ZM145 164V165H144ZM249 164V165H248ZM34 165V164H33ZM91 165V166H90ZM102 165H104V166H102ZM112 165V166H111ZM147 165V167H144V166H146ZM150 165H152V168L151 169H149V166ZM250 165H252L253 167H251L250 168ZM97 166V167H96ZM108 166H109V169H110V172H108ZM116 166L118 167L117 169H116ZM76 168L77 170L76 171H79L80 169H82V171L80 170L79 171V173L78 172H76V171H74L75 169H73V168ZM87 169H86V168ZM93 169H92V168ZM103 167V168H102ZM115 167V168H114ZM131 167L133 168L132 169V172H131ZM137 167V168H136ZM151 167V166H150ZM154 167V168H153ZM85 168V169H84ZM101 168V169H100ZM106 170H105V169ZM137 170H135V169ZM250 168V169H249ZM89 169H91V170H89ZM96 169L98 170V171H96ZM99 169L101 170V171H103V172H105V174L106 175H104V173L103 172H100L99 171ZM113 169H114V171H113ZM113 172H112V171ZM121 170H122V173H120L121 172ZM130 170V171H129ZM107 171V172H106ZM119 171V172H118ZM135 171V172H134ZM138 171H139V173H140V175L138 176ZM150 171V172H149ZM18 172H22V169H21V167L19 166V168H18ZM88 172V173H87ZM92 172H99V173H93V174H91ZM111 172H112V174H111ZM123 172H124V174H123ZM130 172V173H129ZM137 172V173H136ZM153 172V171H152ZM221 172H222V170L220 171V170H217V171H215V172H213L212 174H210L209 175V178L210 177H219L220 178V180H219V184H218V187L220 188L221 186H222V177H223V175H221ZM81 173L83 174V175H81ZM101 173H103L102 175H101V177H100V175L98 176V174H101ZM114 173L116 174V173H119L118 175H120L119 177L118 176H116V175H114ZM78 174H80V175H78ZM92 175V176H89V175ZM94 174L96 175V176H94ZM111 174V175H110ZM135 174H137V176L135 175ZM141 174H143V175H141ZM222 174H223V172H222ZM109 175V176H108ZM151 176L153 175V173H151L150 174ZM79 176V177H78ZM81 176V177H80ZM88 176V177H87ZM99 178H98V177ZM114 176V177H113ZM122 176H123V179H122ZM131 176H133V177H131ZM70 177H72V178H70ZM86 177V178H85ZM94 177V178H93ZM97 177V178H96ZM110 177V178H109ZM130 177V178H129ZM137 177H139L140 178V180L137 178ZM70 178V179H69ZM77 178H79V179H77ZM89 178H91V179H93V180H90ZM101 178V179H100ZM105 178V179H104ZM114 178V180H112ZM135 178V181H136V179L138 180V181H136V182H134V180H132L131 181V179H134ZM67 179V180H66ZM102 180V181H100V180ZM242 179H244V180H242ZM249 179V180H248ZM79 180V181H78ZM115 180H117L116 181V185L114 184L115 183ZM130 180V181H129ZM77 181V182H76ZM87 181V182H86ZM92 181H94L93 183H92ZM104 181V182H103ZM110 183H109V182ZM113 181V182H112ZM123 181V182H122ZM139 181H143V183H137V182H139ZM106 182V183H105ZM108 182V183H107ZM122 183L123 184V186H122V188H121V186L119 187V183ZM132 182H133V184H132ZM66 183V184H65ZM76 183H78V184H76ZM118 183V184H117ZM136 183L138 184V185H136ZM48 184V183H47ZM105 184H107L108 186L106 187V185ZM121 184V185H122ZM155 184H158V186H155ZM94 185V186H95ZM104 185H105V188H103L104 187ZM109 185L111 186V187H109ZM127 185V186H126ZM130 185H132L131 186V188H130ZM149 185V186H148ZM147 185V189H149V190H156V191H159V190H161V185L157 182V183H153L152 182V185H151V183H149ZM151 185V186H150ZM154 185V189H152L153 186ZM159 185H160V187H159ZM203 185H204V182H202L201 183V185L199 184L198 185V187H197V189H199V190H197V193H198V191L200 192V197H199V195L197 196L198 198H199V200L201 199V200H203L204 199V192H203V194H202V189L201 188H203ZM113 186V187H112ZM115 186V187H114ZM139 188V189H137V187ZM62 186H58L57 187V189H59V192L58 191H56L57 189H54V190H51L52 188H50L49 186H45V188H44V191H43V189H42V191L43 192H41V195H44V194H46V193H48V194H46V196H48L49 194H50V196L51 195H58V194H64L65 193V191H64V189L63 188H61ZM81 187H79V188H81ZM129 187V188H128ZM136 187V188H135ZM151 187V188H150ZM157 187H158V189H157ZM49 188V189H48ZM70 189H68V190H70L69 192L67 191V189H66V192H68L67 193V195H68V197H66V199H67V201H65V203L67 204V206L65 205V208H64V210H66L65 211V216H64V214H61V216H62V218H61V216H60V214L58 213V210L57 209H54V207H53V209H52V211L54 212H52L51 211V209H50V207L49 206H52L51 205V203H50V201L48 202V201H45V204L48 202V205L46 206L47 208V210L46 209H44L43 211H51L52 213H53V215H52V213L51 212H48L49 213V215L51 214L52 216H51V220L54 218V216H55V214H56V218H58V220H56L55 218H54V220H52V222H54L55 223V225H54V223H52L53 225H54V229L53 230H55L54 232L55 233H57V234H53L54 232H52V231H50V232H48L47 233V240H48V242H49V244H52V247L53 246H55V244L54 243H56V245L57 246H55V247H58V246H60L59 244H62L61 243V241L59 240L60 239V237H61V233H62V229H60V227H57L60 223L59 222H65V220H67L68 221V219L71 217V215H72V219L73 218H75V215L74 214H72L71 212H75L74 211V209L75 208H77L76 207V205L77 204H80V201H79V198H78V196H77V198H78V201L79 202H76V200L77 199H75L74 201H72L73 199H74V196H76V195H72L73 193L74 194H80V190H84V189H79L78 187V189L77 188H74L73 190H72V188L71 187H69ZM108 188V189H107ZM141 188V189H140ZM47 189L50 191H53V193L51 192V193H49V191L47 192ZM62 189H63V191H62ZM119 189H121L120 191H119ZM129 189H131V190H129ZM135 189H136V191H135ZM76 190V191H75ZM78 190V191H77ZM102 190H103V192H102ZM108 192H107V191ZM124 190V191H123ZM126 190H129V193H128V191H126ZM46 191V192H45ZM55 191V192H54ZM76 193H75V192ZM106 191V192H105ZM113 191V192H112ZM117 191V192H116ZM122 191V192H121ZM45 192V193H44ZM60 192H62V193H60ZM72 194H71V193ZM82 192V191H81ZM98 194V199H97V195L95 194ZM110 192H112V194L110 193ZM120 192V193H119ZM127 193L126 195H127V197H125L126 195H125V193ZM58 193V194H57ZM72 195H70V194ZM110 195H109V194ZM119 195V196H116L117 194ZM121 194V195H120ZM64 195H66V194H64ZM115 197H114V196ZM133 195V196H132ZM145 195V196H144ZM70 196L72 197L70 200H69V198H70ZM81 196V195H80ZM100 196V197H99ZM105 196V197H104ZM107 196V197H106ZM124 198H123V197ZM128 196H130V198L131 199H126V198H128ZM135 196V197H134ZM143 196V197H142ZM65 197V196H64ZM92 197V198H91ZM95 197V198H94ZM102 197L104 198L103 200H102ZM113 197V198H112ZM118 197H120L119 199H118ZM151 197H152V195H151ZM52 198V197H51ZM100 198V199H99ZM106 198H107V200H106ZM113 199V200H111V199ZM145 198H147V199H145ZM36 199H38L39 200V198H35V200ZM95 199L97 200V201H101V205L99 204L100 202H94L95 201ZM115 199H116V201H118V202H116L115 201ZM118 199V200H117ZM123 199H124V201H123ZM145 199V200H144ZM64 200H65V198H64ZM68 200H69V202H68ZM104 200H106V202H107V204H106V202L104 201ZM110 200V201H109ZM119 200L121 201L122 200V202H119ZM126 200V201H125ZM130 200V201H129ZM147 200V201H146ZM108 201L109 202H112L111 203V205H109L108 204ZM114 201H115V203H114ZM127 201H129V202H127ZM41 201L39 200V201H36V203H40ZM72 202H74V205H72L71 203ZM127 202V203H126ZM147 202H150V204L148 203L147 204ZM152 202V203H151ZM94 203V204H93ZM102 203H103V205H102ZM118 203V204H117ZM125 204V205H123V207H122V205L121 204ZM160 203H161V201H160ZM70 204V205H69ZM115 204V205H114ZM146 204H147V208H146ZM153 204V205H152ZM37 205H39L37 208H34L33 210L35 211L36 209L38 210H36L37 212V214L38 213H40L41 212V210H39V208L41 207L40 205H42V203L41 204H37ZM82 205V206H83ZM93 205H95V206H93ZM105 205H108V206H106L105 207ZM151 205V206H150ZM155 205V206H154ZM72 206V207H71ZM73 206H74V209H72L73 208ZM78 206V205H77ZM86 206V207H85ZM98 206V207H97ZM104 206V207H103ZM121 206V207H120ZM142 206V207H141ZM154 206V207H153ZM48 207H49V209H48ZM66 207H67V209H66ZM92 207V208H91ZM95 207V211H94V208ZM118 207H120V208H118ZM145 207V208H144ZM43 207H41V209H42ZM45 208V207H44ZM116 208H118V209H116ZM163 208V205H161V210H165V209H162ZM70 209H72L71 210V212H70ZM101 209V208H100ZM108 209V210H107ZM116 210L115 212L116 213H114V214H116V215H114V214H112L113 213V211L114 210ZM144 209V210H143ZM157 209V212L155 211V210ZM57 210V213L55 212ZM111 210V211H110ZM119 210H120V212H119ZM149 210V211H148ZM151 210V211H150ZM154 210V211H153ZM158 210H159V213H158ZM105 211V212H104ZM140 211H144L143 213H141ZM71 214H70V213ZM102 212L105 214H102ZM106 212H108V213H106ZM117 212H119L118 214H117ZM42 213V212H41ZM64 213V212H63ZM109 213L111 214V216L113 217H111L110 215H109ZM146 213V214H145ZM157 215H156V214ZM58 214H59V216H60V218H59V216H58ZM68 214V215H67ZM70 214V215H69ZM91 214V215H90ZM153 214H154V216L157 218H155L154 216H153ZM160 214V215H159ZM167 214V213H166ZM108 215V217H110V219L112 218V221L109 219L108 220V218L106 217ZM150 215V219L151 220H153V221H155L154 223H156V224H153L152 225V227H151V225L150 224H147V222H150L151 220L149 219V216ZM154 217H152V216ZM165 215V216H164ZM67 216H68V218H67ZM74 216V217H73ZM104 217V218H103ZM105 217H106V219H105ZM115 217H116V219H119L120 221H119V223H118V220H116L115 219ZM121 217V218H120ZM148 217V218H147ZM161 218H163L162 217V215L160 216ZM159 217V218H160ZM61 219V220H60ZM65 219V220H64ZM113 219H115L116 221H113ZM156 219V220H155ZM70 220L71 219H69V222H67V223H69V225H71V224H76L75 222V220L74 221H72L71 220V222H70ZM263 221H264V218L262 219ZM57 221H59V222H57ZM102 221V222H101ZM107 221H109V222H107ZM143 221H144V223H143ZM153 221H151L152 223H153ZM106 222L107 223H110V224H113V225H107L106 224ZM111 222H115V224L114 223H111ZM150 222V223H151ZM59 223V224H58ZM71 223V224H70ZM146 223V224H145ZM151 223V224H152ZM74 224L73 225H71V226H74ZM142 226H141V225ZM143 224H144V227H143ZM145 225H148L149 226V228H148V226H147V228H146V226ZM70 226V227H71ZM112 226H116L114 229L112 228ZM143 227V228H142ZM151 227V228H150ZM249 227L250 228H253L254 227V225L251 223L250 225H249ZM57 228H58V230H57ZM108 228H110V229H113V230H109L108 231ZM141 230H140V229ZM156 230H155V229ZM107 229V230H106ZM145 229H148L149 230V232H148V230H147V233L146 234H148V235H146L145 234ZM151 229V230H150ZM228 229V228H227ZM62 230V231H61ZM103 230H104V232H105V230L106 231H108L107 233H106V235L107 236H109L108 238H106L105 236V234L103 233ZM140 230V231H139ZM143 230V231H142ZM154 231V232H150V231ZM264 230V229H263ZM263 230H261L262 232H263ZM96 233H95V232ZM99 231H101L100 232V234H101V236H100V234L98 233ZM145 231V232H144ZM52 232V233H51ZM58 232H61L60 234L58 233ZM124 232V233H123ZM144 232V233H143ZM50 233V234H49ZM104 234V235H103ZM137 234V235H136ZM143 235V236H141V235ZM145 234V235H144ZM150 234V235H149ZM51 235V236H50ZM64 234L62 233V236H63ZM104 236V238L105 239H103V236ZM136 235V238L134 237ZM54 236H56V237H54ZM59 236V237H58ZM117 236V237H116ZM122 236H125V238L124 237H122ZM137 236H139L140 237V239H139V237H137ZM149 236V238H147V237ZM212 236V235H211ZM262 236L264 237V234H262ZM54 237V238H53ZM96 237H98V240H97V238ZM132 237H134L135 238V240H134V238H132ZM27 238V239H26ZM25 238V240H23V241H25L24 243L22 242V245H21V243H20V239H18V240H20V241H18V240H16V243H15V250H16V254L14 255V258H15V256H16V258H17V260L19 261V263H23V261H25L24 260V258H22V260H21V257H25V256H23L24 254L26 255V253H27V256H28V253H30V252H33L32 250V245H31V247H30V245L29 244H32L31 242H29L30 240L28 239V237H26ZM48 238H50V239H48ZM101 238V239H100ZM124 238V240L122 241V239ZM147 238V239H146ZM63 239H64V237H62V242H63ZM137 239V240H136ZM146 239V243L143 241V240H145ZM100 240V241H99ZM126 240H127V242H128V244L129 245H127V242H126ZM130 240V241H129ZM147 240H149L148 242H147ZM28 243H27V242ZM52 241V242H51ZM94 241V242H93ZM110 241V242H111ZM51 242V243H50ZM122 242V243H121ZM130 242V243H129ZM145 244H144V243ZM18 243V245H16ZM58 243V244H57ZM92 243H95V244H92ZM137 243V244H136ZM140 243V244H139ZM20 244V245H19ZM27 244V245H26ZM87 244V245H86ZM134 244H135V246H134ZM88 245L90 246V247H88ZM92 245V246H91ZM16 246H17V248H21V247H23V249L22 250H20V249H18V252H17V248H16ZM20 246V247H19ZM26 248H25V247ZM87 246V248L86 249H84L83 250V247H86ZM28 247H30V248H28ZM121 247V246H120ZM81 248H82V251H81ZM24 249H26V250H30V252H27L26 251V253H24L23 254V252H25L24 251ZM76 251V253H75V255H74V257H73V261H78V257H80L81 256V253L79 252V251ZM97 250V251H96ZM20 251H21V253H20ZM79 252V253H78ZM90 252V251H89ZM97 254H96V253ZM108 251H106L105 253H107ZM101 252H100V254H102ZM18 254H22V256H19ZM32 254V253H31ZM30 254V255H31ZM96 254V255H95ZM79 255V256H78ZM120 256V255H119ZM149 256H151V254H149L148 255V257ZM43 257V258H42ZM41 257V261L42 262H45V260H46V257L47 256H42ZM20 258V259H19ZM118 258V257H117ZM111 259V258H110ZM44 260V261H43ZM150 260V257L149 258H147V261H149ZM47 261V260H46ZM200 260H192L191 262H190V264H203V262H204V264H212V262H211V260L209 261V262H206L205 263V261H200ZM0 262H1V260H0ZM111 262V261H110ZM168 262H169V264H173V259L171 258V257H167L166 259H164L163 260V263L162 264H168ZM172 262V263H171ZM260 262V261H259ZM261 263L262 264H264V259L263 260H261ZM261 263H258V264H261ZM2 264V263H1ZM110 264H118V262H117V260H115V261H113L112 263H110ZM229 264H244V262H242V263H240V262H232V263H229Z\"/></svg>", "mask_w": 264, "mask_h": 264}]
</instances>
